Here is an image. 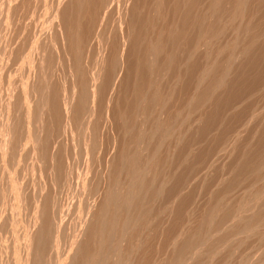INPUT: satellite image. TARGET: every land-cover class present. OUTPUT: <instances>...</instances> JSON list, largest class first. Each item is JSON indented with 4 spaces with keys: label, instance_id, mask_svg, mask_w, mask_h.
<instances>
[{
    "label": "rangeland",
    "instance_id": "obj_1",
    "mask_svg": "<svg viewBox=\"0 0 264 264\" xmlns=\"http://www.w3.org/2000/svg\"><path fill=\"white\" fill-rule=\"evenodd\" d=\"M68 1L67 0H11V1L10 0H0V46H1L0 47V63H1L0 64V87H1L0 88V124L3 126V127L0 126V128H1L0 130L2 131V132H0V151H1L0 152V157H1V159H0V174H1L0 175V193H1L0 194V197H1L0 198V260H1L0 264H31L30 261H31L32 255L34 254L35 242H36V237H37L36 232H38L37 230H40L39 227L42 226L40 224L43 222V210L47 205L50 204V211H52L57 207L58 203H59V205L61 204L60 206H63L60 208L61 210L59 209L60 206H58V209H59V211H61L63 213L62 214V216H63L62 225L63 226L61 225V227L64 230L62 228L61 229L64 231L65 234H63V232L61 230L64 239L63 238L60 239L61 240V241H59L60 243L57 242V243H59V246H60V250H58L59 256L56 255L55 250H54L55 254L51 253L53 251H50V253H48V254H52L51 255L52 258L54 256L55 260L53 258V260H54L53 262H55V263H53V264H59V263L64 264L65 262L63 261L62 257H64V255L66 256L65 252L67 253V256H68V254H70L72 252L74 253L73 249H70L68 251V248H70V247H68L69 241L71 243L72 241L79 242V241H82L83 239H85L86 231H87L86 226H88L90 224V220L92 219L90 217H93L92 213H90V212H93V210H92L93 208L95 209L94 211H96V208H98L97 206H99L101 199H102V193L101 192L103 190H104L103 192H105V189L107 190L108 186L111 183V180L113 179V176L115 174H118L119 172H120V174L117 175L118 178H120L119 181L120 182L126 181V178L124 177L125 173L123 171L121 172L118 170L119 172H116L118 169L116 163L118 165H120L119 161L122 160L121 159V153L123 154L124 152L126 153V151H127L130 154L131 152H133L134 149H133V146H128V147H131V149L130 148L128 149L126 146L127 150L124 149L125 145L128 144L127 142H128V139L130 137H129V134H127V132H124L121 129V128H125L124 127L125 125L123 124L124 121L121 122L123 120L120 117L121 113L120 114L118 113V115H117V111L119 109H117L116 106H118V108H120V110L121 109L124 110L126 105L123 103V101L126 103L125 98H127V97H128L127 99H129V98L131 99V95L129 94L130 90L129 91L127 90V92H126V89L124 87L125 82H124V84L122 83L124 80V77H123L124 76V70L126 69V64H128V62L126 60H127V58H130L129 60L131 61V57H129V55H126V54H128V52H126V54H125V51H127V50H125L126 47L124 49H121L122 54L121 53L120 54L122 55V57H120V55H119V57L122 58V62L124 61L127 63H125V66H124V62H123L124 67L122 65H121V67L117 66L116 73L120 72V70L118 68V67H120V69H122L120 74L123 78L121 76L119 77L118 74H115V77L111 76L112 78H114V80L116 79L115 81H113V80L111 81V79H110L111 77H107L106 79H104L106 77L105 75H107V73L104 70V66H102L101 62H103V64H104V58L103 57L107 58L110 55L109 47H111V46L108 47L107 46L108 44L102 43V41L106 42L105 40H103V38H101V37H104V35H102L99 32L98 34L100 36H97V33L95 32L96 28L95 29L93 28L94 32H92L93 30L88 29L87 25H85V24H89L88 20H90V19H89V17L87 18L86 16H89L90 12H88L89 13L88 14L87 12H85L82 9V10H80L81 12L79 15L81 17H85V19H88V20H84V18H82V20H81V17L79 16L80 20L82 22H83V20L86 21L85 24L82 23L81 21L79 24H80V26H83V24H84V26L87 27L86 29L89 30V33H88L89 37L87 35L85 38V34L82 33V35H81L79 33L80 37L84 36L83 39L88 38V41L85 40L86 42L84 41V43H82V41H83L82 38H80V40L82 39L80 41L81 43L78 41L80 43V45L82 46V47L79 46L80 51L82 50L81 53L83 54V52L85 53V50L87 51L84 54L87 56V59L85 58L86 60L85 59L83 60V57H81L83 55L81 54L80 55V57H81L80 61L81 62H79V63H81L80 64L81 68H82V66L84 67V68H82V70H84V72L86 70L87 74H86V72L84 73L83 71L78 73L79 69L74 68L75 64L73 62V57H72V53H71L72 50L68 49L69 44L66 42L67 36H66L65 29H64V23H63V22H65L64 21L65 17L68 16L65 19L66 21L68 18H69L68 20L71 21V17H72L71 12H69V9H68V8H70L69 5H71V3H70L71 1L70 0H68ZM127 1H125V2H127ZM132 1H134V0H132ZM132 1L130 0L129 3H131ZM135 1H137V0H135ZM116 2L117 1L114 2V6H115V4L117 6ZM204 2H206V1H204ZM227 2H229V3H227ZM231 2L232 1H230V0L229 1L224 0L225 5L222 2V7H224V9H226L227 11L225 10L226 16L223 15L222 16L223 18L220 17L219 18L220 20L216 21V29L218 28V30H219L220 29L219 27H221V29H222V30L220 29V31H219L220 32L219 37H217V38L215 37L212 40V43L209 44L210 47H207V48L204 44L202 45V42L200 40L201 44L200 45L198 44V47H197L198 51H197V48H196V50H194L195 51L194 55H193L194 57L191 60L192 61L191 64L194 63V65L196 66L194 71L190 72L189 69H188L189 72L186 71L187 70V61L185 60L186 61L185 62L183 59V62H181L182 61L181 58H183V55L185 53V49H184V45L180 44L181 42L183 43L182 40L185 41L188 38L191 39L190 37H192V35H193V32L191 33L192 28L188 27L186 30L187 32H189L192 35L187 33L186 36L187 37L189 36L188 38H186V36H185L184 38H186V39L182 38L181 41H178V42H180L179 48L182 47L181 45H183L182 50L184 51V53L182 52V50L180 53V51H178V47L174 50H171L172 48L170 46L168 47V45H165L166 48L168 47L167 49L164 48V50L166 49L165 52H167L169 50V48H171L170 51H168L167 53L169 54L170 52L176 51L175 53H176V56H178L177 57V59H178L180 57L177 54V51H178V53L182 56L180 58V62L182 64L183 63L184 64L181 66V63L179 61L178 62L176 61L177 64L176 63H174V64H176L177 67L174 65L173 66L174 68L172 67L174 70L169 69V72L166 71L165 69H164L165 70V72H164L163 68H162L161 74H160V76L162 75L161 76L162 78L160 77L161 78L160 85L161 84L162 85L159 86V89L160 90L162 89V90L159 93H161L160 98H161V95L163 96V100H162V102L164 103V105L162 103L163 109L167 105H168L167 106L168 109L165 108L163 110L162 107L158 105L157 107H155L156 110L153 109L154 113H156V111H160V109H161L160 113L162 111H165V112H162V115L160 113L159 114L157 113V114H152V116H155V117L162 116L161 118L166 120L167 117L170 115V114H168V116H167L166 113L170 112L168 110H171L170 113H173V115L176 112V114L178 115V117H176V118H178V119H176V118L174 119V121H173L174 125H172V127L173 126L174 127L173 128L171 127L172 128L171 130H175V131L171 132V130H170L172 135L169 132V134L167 136L169 139L167 137H164L165 139L166 138L167 139L166 140L164 139L165 142L162 141V143H161L162 145H160V147H158L159 153L157 152V156H155L156 160H153L154 162H156V163L158 162L157 164H159V165H157V164L156 165L159 166L160 168L158 169V167H156L157 170L154 169L156 172L159 170L157 172V174L159 173V175H157L154 170H152L154 176L152 174V171L149 174H151V176H152V181H154V182L156 181L155 182L156 184L158 182L161 190L158 188L159 186L157 184L155 187L157 189H159V192H157V194L153 193V195H155L157 197H155V196L153 197V200H152L153 202L150 200L152 198H150L148 200V201H150L148 203H151V204H148L149 206L151 205L150 208H149V206H148V208H149V210H153V211H149V212L150 213L152 212V214L154 216L152 214H149V212H148V218L147 217L145 218V224L147 227L144 230H146V231L142 230L141 231L142 233L140 232V234L138 235L139 239L135 237L136 242L133 241V239L131 240V242H132L131 246L134 247V245H135L134 250L136 249V247H137L136 250H138L140 248L139 249L140 253L138 251H136V253H138V254H135V251L133 250L134 252H132L130 254V255L133 254L132 256H134V257H132V256L129 257V259H130L129 261L131 262V264L132 263L133 264H140L141 262L143 264H168V263L170 264L171 262H168V261H173V259H174L173 258L174 248L175 249L178 248L179 244L181 246V244L183 242L181 240H184L183 238H185L186 236H187L186 239L189 238L190 236H192V234L195 233L194 231H196V232L202 231L203 228L200 230V229H198L199 227L201 228V227L207 226V225L204 226L202 221H200V219L203 220L204 217H206L205 215H207V213L210 212L213 203L216 201V198L217 199L220 198L223 201H222L221 206L219 207L220 209L218 208L215 210V211H219L220 213L214 212V213H216V216H215V214H213L214 215L213 217H215V220H214L215 223L213 222L212 225H209V227L207 226L208 228H210V230L208 229V231H209L208 233H211V234H208L209 236H208L207 240H205L203 243L198 241V243L196 242L191 247H189L188 248L189 250L188 249L186 250V253L183 254V256L186 255L185 257H183L184 258L183 261H185V264H202V263H204V264H264V249H263L264 248V219L262 221L260 219L261 222L259 221V219H258L259 222L257 221L256 218L253 219V217H255L256 214H258V216L256 215V217L259 218V214H260L259 211L262 210L263 206H264V163H263L264 162V87H263L264 86V79H263L264 78V44H263L264 43V37H263L264 36V13H263L264 12V10H263L264 9V0H262V1L261 0H252V1L251 0H244L245 3L243 4L244 5L243 9H245V10H243V12L245 11L244 13L247 15H245L243 13L242 16H238L239 18H237V17L234 18L235 20L232 19L233 17L230 18L231 13L233 12ZM129 3H124V4H126L125 8L127 7V4H129ZM201 3H203V2H201ZM204 4H206V3H204ZM24 5H25V7H24ZM114 6L112 5L113 8L112 7L111 8L113 9V11H116ZM246 6H247V8H245ZM65 7H66L67 11H66ZM100 10H102V9L100 8ZM122 10H123V8H122ZM231 10H232V12H230ZM42 11H44V12H42ZM50 11H51V13H50ZM248 11H250V12H248ZM96 12H97V10H96ZM226 12L227 13L230 12V14H228V16H227ZM27 13H28V15H27ZM123 13H125V10H123ZM116 14H117V12H116ZM169 14L170 13L167 14L168 16L162 15L165 18L169 17L167 19H165L161 16L162 18H160V19H164V21H165L164 22L163 20H159L160 22H163V23H161V25H163V24L167 25L168 24L167 26H170L173 28L177 27L176 20L178 22V19H175V25H176L175 26L174 21H172L173 24L171 22L173 17L170 14L172 17L171 18L169 16ZM31 15H32V17H31ZM119 15H117L115 17L118 18ZM57 18H59V19H57ZM116 18H114L116 20V21L114 20L116 22L115 23L117 26L116 28H118V27L120 28V26L117 25L118 21ZM52 19H54V20H52ZM168 19L170 20L171 24L174 26H171L170 22H168V21H167L168 23H166V20H168ZM17 20H18V22H17ZM208 21L209 20H207V22ZM246 22L250 23L251 28L249 26L248 27L249 29L247 28V30L249 31L252 29V32L250 31L251 33L244 31V27H245ZM34 23H35V25H34ZM81 23H82V25H81ZM179 23L180 22H178V24ZM159 24L160 23H158V25ZM211 24H213V23H211ZM229 24H231V25H229ZM217 25H219V27H217ZM57 27H59V28H57ZM102 27L104 28V26L103 25L101 26V29L103 30ZM178 27L175 29H178ZM240 27H242V28L240 29ZM256 27H258V28H256ZM34 28H35V30H34ZM77 28H78V30L81 28V30H79V32H81L83 29L82 27H79V26ZM173 28H171L172 31H174ZM214 28H215V26H214ZM58 30H59V32H58ZM102 30H100V31L102 32ZM117 31L119 32V29H117ZM82 32H85L87 34V31L84 29ZM238 32H239V34H238ZM92 33H93L92 38H93V36L95 37L93 40L90 36ZM122 33H123V31H122ZM246 35H248V36H246ZM110 36H112V33ZM254 36H255L256 40H255ZM65 37H66V39H65ZM96 37H100V39L98 38L99 41H97ZM237 37H239V38H238V40H236V44H235L234 40L237 39ZM89 38H91L90 42H91V40L93 41V42H91L92 44L89 43ZM251 39H253V41H251ZM217 40H218V42H217ZM96 41H97V43L99 42L98 45L96 44ZM100 41H101L103 46L101 45ZM108 42H109V40H108ZM231 42H232L231 45L233 47L227 45L228 43L230 44ZM248 42H249V45H250V42L251 43L255 42L253 44L254 46H252V44H251V48L254 47L252 50L250 49V51H249L251 54L245 52L246 51L245 48H247L249 46V45H247ZM79 43L77 45H79ZM41 44H43V45H41ZM50 44H52V46ZM213 44L216 46H214ZM244 44H246L247 47H246V45L244 46ZM86 45L91 46V47L88 46V49H91L92 51L88 50ZM104 45L106 46V49L102 50L103 47L105 48ZM224 45H226V47H224L225 49L222 47ZM54 46H56V47H54ZM217 47L223 48V49L222 50L216 49ZM227 47H229L230 49L233 48L231 50L234 52V55H232L233 54L232 51H231V53L229 52L230 49H228V51L226 50ZM242 47L244 48V51H243ZM189 48H191V46ZM31 49H32V51H31ZM99 49L102 51H100ZM107 49H109V50H107ZM215 49L219 50V52H222L220 54V56L218 55L219 54L218 51H217L218 52L217 54H216V52H214ZM121 50H120V52H121ZM95 51L96 52L99 51V53H96ZM104 51H106V53H104ZM207 51H209V52H207ZM92 52H93V54H92ZM162 52H164V51H162ZM165 52H164V54L162 53L159 56L160 57V59H159L160 63L163 62V60L165 58L164 56H167V55H165ZM228 52L231 54L230 55L231 58L229 60H231V61L233 60V61H232V64L230 63L231 61L229 62L230 63V65H229L230 69L228 67V72H227V75L224 79L225 83L223 85L219 86L217 89H215V92L211 96H209L210 100L208 98H206L204 100V102L203 101L200 102V105L198 103L197 105H199V107L198 106L195 107L193 104H189V105L190 106L193 105L194 108L188 107L189 106L187 104L188 99L189 100L191 99L190 97H192L191 96L192 93L195 94V91L192 89H193V86L196 84V81L193 80V79H195V74H192V73L193 72L195 73V71L197 69L196 74L198 75L197 72H199L198 70H200L201 66L202 67L205 66L204 64H207L208 61L212 60V59L208 60L206 58L210 57L211 55L213 57L214 54H215L214 55L215 57H213L214 59L216 57L218 58V56H219L218 59L216 58L217 63L218 62L219 63L226 62V60H228V59H226L225 56H227V58L230 57L229 55H227ZM243 52H245V53H243ZM107 53H109V54H107ZM200 53H202V54L200 55ZM241 53H243L244 55ZM87 54L88 55L91 54L92 56L90 57ZM123 54L126 55L127 57H125ZM206 54H208V56H206ZM61 55H62V57H61ZM96 55L97 56L99 55L97 58L100 62L95 57ZM196 55H197V57L195 58ZM124 57L126 58V60ZM162 57H164L163 60H162ZM184 57H185V55H184ZM101 58H103L102 61H101ZM123 58H124V60H123ZM90 59H92V60H90ZM96 60H97V62H96ZM221 60H225V61H221ZM86 61L87 62L89 61L87 63V65L90 63L97 65V63H98L97 66L99 68H97V66L94 65L93 67L97 69V70L96 69L94 70L91 66H89V67L86 66ZM91 61H94V62H91ZM206 61H207V63H206ZM84 62H85V64L83 65L82 63H84ZM39 63L42 65V67ZM257 64H259V65H257ZM160 65H159V67H160ZM184 65H185V67H183ZM199 65H201V66H199ZM252 65H253V67H252ZM197 66H199V67H197ZM81 68H80V70H81ZM89 68H90V70L91 69L93 70V71L91 70V72H93L92 74H94L95 76L97 73L96 72L94 73V71H98L99 73L97 74L96 77L94 76L95 79L93 76L91 77L92 82H90V83H94V87L89 86V87H91V92H90V96H89V106H91V107L87 106V108L90 109V111L92 112V115H91V119L86 120V123H84V126H83L84 130H85L84 131L83 129L74 128L75 127L73 125L74 123H72L71 121H73L72 115L74 116V112H72L75 109L74 104H76L77 103L76 100H78L75 93L77 92L76 90L79 88V84H80L79 80L82 78V76L84 74L87 77H90L92 75L90 70L87 71V69H89ZM179 68L183 69L184 71L179 70ZM46 69H48V70H46ZM101 69H103L102 70L103 72H101L103 74H101L99 71ZM175 70H176V73L180 76H177V74L175 73ZM177 70H179V72ZM191 70H193V69H191ZM162 71L164 73H166V72L167 73L162 74ZM172 71H174V72H172ZM185 71L188 74L191 73L192 75H194L191 77L189 75L188 81H186L188 74L185 73ZM74 72H75V75H74ZM88 72H90L91 75H89ZM217 72H218L217 70H216V72H211V74L208 75L209 78L207 76L206 77L207 79L205 78V80H203V82H202L203 88L208 86L207 85L208 83L210 84L211 79H212V78H210V76L212 75V77H213L215 74H217ZM60 73H61V75H60ZM172 73H173V75H172ZM43 75H44V77H42ZM79 75H80V78H79ZM14 76L17 77L18 79L15 78ZM179 77H182V78H179ZM73 78H75V79H73ZM96 78L97 79L101 78V79L97 80ZM76 79L78 80V84L76 85V87H74L76 82H77ZM88 79H90V78H87V80ZM103 79L107 80V81L104 82ZM108 79H110V80H108ZM180 79H181V81H180ZM237 79H238V81H237ZM189 80L191 82H189ZM108 81L109 82L111 81V83L107 84ZM130 81H133V77L130 79ZM193 82H195V83H193ZM229 82H232V83H229ZM120 83H122V85ZM166 83H167V85H166ZM110 84H111V86H110ZM184 84H186V86L189 84L188 85L189 87H187L188 89L185 87L187 90H185V88L183 89V87L185 86ZM192 84H194V85L192 86ZM47 85L49 88L46 87ZM97 85L98 86L100 85V86L98 87ZM101 85L106 86V87H103ZM231 85H232V87H231ZM77 86H78V88H77ZM33 87H34V89H33ZM191 87H192V89H191ZM109 88H110V90H109ZM194 88H195V86H194ZM65 89H67V90H65ZM72 89H73V91H72ZM106 89L108 90V92ZM188 90H189V92H188ZM70 91H71V94H70ZM120 91H122V92H120ZM64 92L66 95L62 94ZM72 92L73 93L75 92L74 98H72L74 96L72 94ZM20 93H21V95H20ZM52 93L54 95L56 94V97L57 96H59V97L56 99V97L53 96ZM57 93L59 95H57ZM121 93L123 95L126 94V95H124L125 98H123ZM41 94H42V96H41ZM127 94H128V96H127ZM235 94H237V95H235ZM47 95H48V97H47ZM67 95H68V97H67ZM96 95H98V96H96ZM3 98H5V99H3ZM54 98H55V101H51V100H54ZM186 98H187V100H185ZM59 99H61V100H59ZM68 99H70V100H68ZM119 99H121V101ZM122 99H124V100L122 101ZM165 99L168 101H166ZM216 99L218 100V102ZM56 100H58L57 102L59 103V105H57L56 107L58 108L59 106H62V114L63 115L60 114V116L62 117L63 121L66 122V123H64L63 121H61V126H60L61 131L60 132H59L60 128H58L59 129V130H57L58 132H56V130H55V129H57V126H58V123H57V125L55 123L56 122V120H55L56 114H54V112H53V108H54V110L57 109V108H55V104L57 103ZM71 100H72V102H71ZM68 101H69V103L67 104ZM53 103H54V106L52 107ZM166 103H169V104H166ZM121 104H123V105H121ZM212 104H213V106H212ZM170 105H171V107H170ZM252 105H254V106H252ZM235 106H236V108H235ZM115 107H116V111L114 109ZM159 107H161V108H159ZM169 107H170V109H169ZM65 108H66V110H65ZM67 108H68V110H67ZM255 108H256V111H255ZM59 109L61 112V107H59L57 111H59ZM14 110H15V112H14ZM97 110L101 111V112H97ZM166 110H167V112H166ZM232 110H234V111H232ZM191 111H193V112H191ZM60 112H58V113H60ZM113 112L114 113L116 112L115 113L116 116H113V114H114ZM51 113H53V114H51ZM152 113H153V111H152ZM191 113H194V114H191ZM95 114L96 115L98 114V115L96 116ZM141 114L142 115L140 117L138 114V117H136L135 119H138V118L145 116V114H143V113H141ZM37 115H39V116H37ZM105 115L107 117H105ZM164 115L166 118H164ZM211 115H212V117H211ZM229 115H231V116H229ZM23 116H25V119ZM64 116H65L66 120L64 119ZM102 117H104V118H102ZM117 117L119 119L118 121H117ZM34 118H35V120H34ZM143 118H145V117H143ZM180 118H182L183 120ZM36 119H37V121H36ZM47 119H49V120H47ZM145 119L148 121L150 118H148V119L145 118ZM143 120L144 119H142V121L138 119L136 121H140V122H137L138 125H140L139 123H141V122L145 123V120L144 121ZM51 121H52V123H51ZM87 121L89 122L88 124H87ZM47 122H49L51 125H49V123L47 124ZM90 122H91V124H90ZM115 122L116 123L119 122L120 125L123 124V126L122 125L121 126L116 125ZM148 122H147V124L146 123L145 124L141 123V124H142V126H145L148 129V126H149ZM176 122H178V123H176ZM70 123L72 126H70ZM92 123L96 124V125H93ZM119 123H117V124H119ZM149 123L151 124L152 121L150 120ZM175 124H176V126H175ZM187 124H189V125H187ZM92 125H93V127H92ZM72 127H73L74 131H72ZM86 127L88 128V130L86 129ZM90 127H92L94 131L97 129L95 132L96 135H95V133H93V131L91 130L92 128H90ZM94 127H96V128L94 129ZM152 127L153 126L151 124L150 128L153 130V132L149 131L150 128L148 130L146 128H143V130L144 129L147 130V132L149 134L147 133L148 137L146 136V138L149 140V137H150L152 144L154 145V147H156V145L158 144V141L155 142V140L160 139L161 133L159 132L160 133L159 134L157 131L155 133L154 129ZM105 128H106V130H105ZM118 129L122 130L123 131L122 133H124V136L126 135L127 137L120 135L122 133L120 131H118ZM41 130H42V132H41ZM50 131L52 132V135H51ZM88 131H90V132L87 133ZM106 131H108V132H106ZM12 132H13V135H12ZM173 132L174 133L176 132V133L174 134ZM198 132H199V134L200 133L201 134L199 135ZM23 133H24V135H23ZM57 133L58 134L61 133L60 134L61 136L58 135ZM66 133H67V135H66ZM91 133H93L96 137L94 135H92ZM150 133H154L153 134L154 136ZM55 134H57V135L55 136ZM62 134H63V137H62ZM149 135H151V136H149ZM169 135H171V137ZM66 136H68V137H66ZM93 136L95 138H92ZM150 140H149V143H147V145L149 144L148 145L149 147L151 145ZM124 141H126V142H124ZM178 141H179V143H178ZM25 142H27V143H25ZM50 143H51V145H50ZM1 144H3V145H1ZM153 145H152V151H154ZM142 146L144 147V144ZM142 146H141V150L144 151V152L142 151V153H144V154L142 155L141 160L143 158V160L145 161L146 157L148 158V155L149 156L152 155V151H151V147L149 148L148 146H145V148H144L145 150H144V149H142L143 148ZM261 147H262V149H261ZM147 148L149 149L148 151L146 150ZM23 149H24V152H23ZM118 150H120V151H118ZM245 152H246V154H245ZM128 153H126V155ZM200 154H202V155H200ZM119 155H120V157H119ZM6 157H7V159H6ZM144 157H145V159H144ZM160 157H161V159H160ZM255 157H256V159H254ZM262 158H263V160H262ZM40 159H41V161H40ZM163 159H164V161H163ZM62 160H63V162H60ZM112 160H113V162H112ZM166 160H168V161H166ZM54 161L56 162L55 165H57L58 168L63 167L62 168L63 170L61 169V171H62V175H64V176H61L60 172L57 169V166L54 165ZM57 161L60 162L59 163L60 165L57 164ZM249 162L250 163L253 162V163H251L252 165H256L257 164L256 162H258V163L262 162L261 163L262 167L260 166V169H259V171L262 174L259 171L256 172L257 174L252 172L251 169L246 166ZM163 163L165 164V166H162V165H164ZM193 163H196V164H193ZM250 163H249V165H251ZM62 164L63 165L65 164V165L63 166ZM243 164H244V166H243ZM65 166L67 168H64ZM101 166L102 167L104 166V167L102 168ZM55 167H56L57 171L54 170ZM91 168L95 171H93ZM109 168H111V169H109ZM115 168H117V169H115ZM240 169H241V171H240ZM189 170H191V171H189ZM113 171H115L114 175H113ZM160 172H161L162 176L160 175ZM58 173L60 174V176L58 175ZM70 173H72L73 175L71 176ZM65 174L66 175L68 174V176H71L72 178L69 177V180L66 179V178H68V176H65ZM79 174H80V176H79ZM149 174L147 176H149ZM55 175H56V177H55ZM102 175H104V176H102ZM155 175H157V176H155ZM57 176H59V177H57ZM151 176L148 177L149 178L148 180H150ZM248 176H250V177H248ZM157 177H158V179H157ZM58 178H59V180L62 179L61 181H63V182L57 180V182L58 181L60 182V184H59V182L57 184V182L54 181V179H58ZM153 178H156V180H153ZM177 178H178V180H176ZM182 178H183V180H182ZM82 179L86 182H84ZM96 179H97V181H98V179L101 180L100 182H102V185H101L102 187L100 186V182H98V183H97V181L95 182ZM121 179L122 180L124 179V181H122ZM184 179H185V181H184ZM180 180H182V181H180ZM229 180H230V182H229ZM53 181L56 182L57 185L54 184ZM64 181H66L65 182L66 185L64 184L65 186L62 184V183H64ZM68 181L71 183V184H69V186H71V187H68V183H69ZM151 182H150V184L153 185ZM12 183L15 186L12 185ZM96 183H97V185H96ZM51 184L53 187L51 186ZM80 184H82V185H80ZM93 184L96 185L99 189L101 188L102 191L97 189L98 191L95 194L96 197L94 196L95 201L94 200L92 201L93 202V207H91L92 211L90 210V212H89L90 214H88V215L86 214V216H85L83 213L85 211L82 212L81 209H79V208H81L85 204V200H86L85 198H87L85 196H87L86 195L88 193L87 191H90L91 187L94 186ZM58 185L60 186L59 188L57 187ZM17 186H19V187H17ZM163 186L165 189L161 188ZM55 187H56V189H55ZM84 187L86 189L88 188L89 190L84 191V189H85ZM152 187H154V186H152ZM155 187H154V190L156 189ZM259 187H261V188L259 189ZM60 188H62V190H60ZM160 191H161V193H160ZM98 192H100V193H98ZM218 192H219V194H218ZM260 193H261V195H260ZM21 194H23V195H21ZM54 194H55V196H54ZM228 195H229V197H227ZM50 197H51V199H53V201L56 197L55 200H57V202L58 201L59 202L56 203V201H55L54 204L56 203V205H54L53 201L49 202ZM163 198H164V200H163ZM35 199H37V200H35ZM65 199L67 200V202H64ZM43 200H44V202H46V203L49 202V203L45 204L43 202ZM2 202H3V204H2ZM41 202H43L46 206ZM51 202L53 204L52 208H51V205H52ZM63 202L65 204H63ZM242 202H243V204H242ZM246 202H248V203H246ZM18 203H19V205H18ZM20 205H21V207H20ZM233 205H235V206H233ZM39 206H41V207H39ZM65 206H67V207H65ZM152 206H154V207H152ZM53 207H54V209H53ZM41 208H43V209H41ZM47 208L49 209V206H47ZM62 208H63V210H62ZM151 208H154V209H151ZM58 209H57V211H58ZM159 209L160 210L164 209V210L159 212L158 211ZM11 210H12V212H11ZM39 211H41V213H42L41 218H40V212ZM37 212L39 214H37ZM155 212L156 213L157 212L162 213L164 216L162 214H161L162 215L161 216L159 213H157L155 215L154 214ZM180 212H182V213H180ZM14 214H15V216H14ZM252 215H253V217H252ZM149 216L153 219L155 218L156 220L154 221ZM156 216L158 218H156ZM250 216L252 218H250ZM86 217L87 218L89 217L90 219L89 218L87 219ZM161 217H163V219ZM149 218H150V220H149ZM222 218H223V220H222ZM147 219H148V222L150 223L151 226L148 225L149 223L146 221ZM182 219H183V221H182ZM249 219L252 221L251 222L252 224H250L249 226H251V227L253 226V227L251 228L248 226V227H244V229H243L242 225ZM152 220H153V222H151ZM218 220H220V221H218ZM256 221H257L258 225L256 224ZM196 223H197V225H196ZM217 223H218V225H217ZM200 224L203 226H201ZM215 224H216V226H215ZM211 226H212V228H211ZM238 226H239V228H238ZM259 226H260V228H259ZM84 227H85V229H84ZM76 228L78 229V232L72 233V232H74V230ZM246 228L247 229L250 228L251 230L248 229L249 230L248 231ZM77 229L75 230V232L77 231ZM84 230H86V231H84ZM204 230L207 231V229L204 228L202 232H204ZM52 231H53V229H52ZM157 231H158V233H157ZM27 233H28V235H27ZM71 233H72V235L76 234L78 241H76L77 239L75 236L71 237ZM34 235H36L35 239H34ZM181 235L183 237H181ZM179 236L182 239H180ZM70 237H71V240H70ZM73 238H74V240H73ZM140 238H142V241L144 240L143 241L144 243H142V241H139V240H141ZM67 239H69V240H67ZM8 241H10V242H8ZM140 242H141V244H140ZM179 242H181V243H179ZM133 243H137L138 245L133 244ZM26 245H28V246H26ZM63 245H65V246H63ZM139 245H141L142 247H139ZM176 245H177V247H176ZM29 248H30V250H29ZM209 248H211V249H209ZM31 249H33V250H31ZM195 250L197 251V253ZM48 254H47V256L49 257L50 255H48ZM141 254H143V255H141ZM16 256H18V257H16ZM60 256L62 258L61 260L59 258ZM70 256H71V254H70ZM52 258H50V259L52 260ZM171 258H173V259H171ZM57 259L59 262L57 261ZM183 264H184V262H183Z\"/></svg>",
    "mask_w": 264,
    "mask_h": 264
},
{
    "label": "bare ground",
    "instance_id": "obj_2",
    "mask_svg": "<svg viewBox=\"0 0 264 264\" xmlns=\"http://www.w3.org/2000/svg\"><path fill=\"white\" fill-rule=\"evenodd\" d=\"M11 1V0H10ZM68 1V0H67ZM71 2V5H69L70 6V8H68L69 9V12H71V21H69L68 19H67V21L65 20L67 17H65V19H64V21L65 22H63L64 23V29H65V32H66V36H67V43L69 44L68 46H69V48L68 49H70V50H72V57H73V62H74V64H75V67L74 68H78L79 70H80V68H81V66H80V64L81 63H79V62H81L80 61V59H81V57H83V60L86 58L87 59V56L86 55H84L87 51L85 50V53L83 52V54L81 53L82 52V50L80 51V47L79 46H81L80 45V41L84 38V36L83 37H80V34L82 35V33L83 34H85V38H86V36L88 35V33H89V30H93V28L95 29V32L97 33V36H100L98 33L100 32L102 35H104V37H101V38H103V40H105L106 42H104V41H102V43H105V44H108L107 46L109 47V46H111V47H109V49H107V50H109V52H110V55L106 58V57H103L104 58V64H103V62H101V64H102V66H104V70L106 71V73H107V75H105L106 77L104 78V79H106L107 77H115V74H118L119 75V77L121 76V74H120V72H121V70L122 69H120V67H121V65L123 66V62H122V58H120V57H122V50L121 49H124L125 47H126V49L125 50H127V51H125V54H126V52H128V54H126V55H129V57H131V61L129 60L130 58H127V60H126V58L125 57H127L126 55H124L125 57V60L128 62V64H126V69L124 70V80H123V84H124V82H125V85H124V87H125V89H126V92H127V90L129 91L130 90V95H131V99L129 98V99H127L128 97V94H127V98H125V96L124 95H126V94H122V96H123V98H125V100H126V103L123 101L124 99H122V101H123V103L126 105V107H125V109L124 110H120V108H118V106H116L117 107V109H119L118 111H117V115H118V113L120 114V117L123 119H121L122 121L121 122H123V124L125 125L124 127L125 128H121L124 132H127V134H129V139H128V144L127 145H125V147H124V149L125 150H127V148L129 149H131V147H128V146H133V152H131L130 154L126 151V153H128L127 155H126V153L124 154H122L121 152V159L122 160H120L119 161V163H120V165H118L117 163H116V165H117V167H118V169L117 168H115V169H117V171L116 172H119V171H123L124 173H125V175H124V177L126 178V181L125 182H120L119 180H120V178H118V174H120V172L118 173V174H115L114 172L115 171H113V179L111 180V183H110V185L108 186V188H107V190L105 189V192H103L102 190H101V188L99 189L96 185H97V183L98 182H100L101 180H99L98 179V181H97V179L95 180V182L97 181V183H96V185H94V186H90L91 187V190L90 191H87V190H89L88 188L86 189L85 187V189H84V191H87L85 194L87 195V196H85V197H87V198H85L86 200H85V204L81 207V208H79V209H81V211L83 212V211H85V212H83L84 213V215L86 216V214L88 215V214H90V213H92V216L93 217H90V218H92L91 220H90V224L88 225V226H86V230H84V231H86V237H85V239H83L82 241H79V242H75V241H72L71 243H70V241H69V246L68 247H70V248H68V251L70 250V249H73V251H74V253L72 252V253H70L71 254V256H70V254H68V256H67V253L65 252V254H66V256L64 255V257H62L63 258V261L65 262L64 264H131V262L129 261L130 259H129V257L130 256H132V255H130L132 252H134L135 251V254H138V253H136V251H138L139 252V247H142L141 245H139V249L138 250H136L137 249V247H136V249L134 250V247H135V245H134V247L133 246H131L132 244V242H131V240L133 239V241H135L136 242V239H135V237L136 238H138V235L140 234V232L142 231V230H144V229H146V224H145V218L147 217L148 218V212L149 211H153V210H149V208H150V206L148 205V204H151V203H148V202H150V201H148L150 198H152V199H150L151 201L153 200V197L155 196V195H153V193L155 194H157V192H159V189H160V186H159V184H158V182H157V184H158V188L159 189H157L155 186L157 185L154 181H152V176H151V174H149L152 170H157L156 169V167H158V169L160 168L159 166H157V165H159V164H157L156 162H154L153 160H156L155 159V156H157V152H158V147H160V145H162L161 143H162V141H164V137H167L168 136V134H169V132H170V130L174 127H172V125H174V123H173V121H174V119L176 118V117H178V115L176 114V112L174 113V115H173V113H170L171 112V110H168V111H170V112H168V113H166L167 114V116H168V114H170L168 117H167V119L165 120V119H162L161 117L162 116H160V117H155V116H152V114H159L160 113V111H161V109H160V111H156V113H154V110H156V108L155 107H157L158 105L159 106H161L162 107V100H163V96L161 95V98H160V94L161 93H159L161 90L159 89V86H161L160 85V82H161V76H160V74H161V70H162V68H163V71L165 72V70L166 71H168L169 72V69L170 70H174L173 68V66L175 65L176 67H177V63H176V61L178 62H180V58L182 57L179 53H178V51H180V53H181V50H182V47H183V45H184V49H185V53H184V51L182 50V52L184 53V55H185V57H184V55H183V58H181V62H183V59H184V61L186 60L187 61V70L186 71H188V69H189V71L191 72V71H194V69L196 68V66L194 65V63L193 64H191L192 63V59H193V55H194V50H196V48L198 47V44L200 45L201 43H200V40H201V42H202V45L204 44L205 46H206V48L207 47H210V45L209 44H211L212 43V40L216 37H219V34H220V29H221V27H219V25H217V27H219L220 29L218 30V28L216 29V21L217 20H220L219 18L221 17V18H223L222 16L223 15H225L226 16V14H225V10L226 9H224V7H222V2H223V4H224V0H137V1H132L131 3H129V1L130 0H70ZM115 1H117L116 3H117V6H116V4H115V6H114V2ZM125 1H127V2H125ZM204 1H206V2H204ZM225 1H227V0H225ZM229 1V0H228ZM230 1H232L231 3H232V10H233V12H232V10L230 11V12H232L231 13V15H230V18L231 17H233L232 19H234V18H239L238 16H242L243 15V13L245 12H243V10H245V9H243V7H244V0H230ZM252 1V0H251ZM262 1V0H261ZM19 2V1H18ZM21 2V1H20ZM56 2V1H55ZM69 2V1H68ZM143 2V3H142ZM201 2H203V3H201ZM51 3V2H50ZM124 3H129V4H127V7L125 8V6H126V4H124ZM204 3H206V4H204ZM226 3V2H225ZM227 3H229V2H227ZM247 3V2H246ZM58 4V3H57ZM61 4V3H60ZM65 4V3H64ZM140 4V5H139ZM53 5V4H52ZM68 5V4H67ZM112 5L115 7V9H116V11H113V7H112ZM225 5V4H224ZM223 5V6H224ZM247 5V4H246ZM58 6V5H57ZM65 6V5H64ZM63 6V7H64ZM124 6V7H123ZM24 7H25V5H24ZM55 7V6H54ZM112 7V8H111ZM228 7V6H227ZM257 7V6H256ZM261 7V6H260ZM21 8V7H20ZM100 8L102 9V10H100ZM122 8H123V10H125V13H123V10H122ZM226 8V7H225ZM245 8H247V6L245 7ZM253 8V7H252ZM29 9V8H28ZM64 9V8H63ZM65 9H66V7H65ZM84 10L85 12H90V15L89 16H86L87 18L89 17V19L90 20H88V19H85V17H81L79 14H80V10ZM42 10V9H41ZM49 10V9H48ZM96 10H97V12H96ZM122 10V11H121ZM127 10V11H126ZM264 10V9H263ZM34 11V10H33ZM55 11V10H54ZM58 11V10H57ZM66 11H67V9H66ZM100 11V12H99ZM102 11V12H101ZM227 11V10H226ZM42 12H44V11H42ZM115 12V13H114ZM116 12H117V14H116ZM230 12L229 13H227V16H228V14H230ZM248 12H250V11H248ZM32 13V12H31ZM47 13V12H46ZM50 13H51V11H50ZM55 13V12H54ZM53 13V14H54ZM57 13V12H56ZM60 13V12H59ZM86 13V14H87ZM168 13H170L171 15H172V17H171V15L169 14V16L172 18V20H171V22L172 21H174V25H175V19H178V22H180L179 24H178V22H177V20H176V24H177V27H178V29H175V28H177V27H175V28H173V27H170V26H167L166 24H163V25H161V23H163V22H160L159 20H163L164 21V19H160V18H162L163 16L162 15H166V16H168L167 14ZM247 13V12H246ZM264 13V12H263ZM35 14V13H34ZM52 14V15H53ZM89 14V13H88ZM87 14V15H88ZM116 14V15H115ZM120 14V15H119ZM245 14V13H244ZM258 14V13H257ZM23 15V14H22ZM27 15H28V13H27ZM57 15V14H56ZM66 15V14H65ZM64 15V16H65ZM117 16V15H119L118 16V18H116L115 16ZM245 15H247V14H245ZM249 15V14H248ZM260 15V14H259ZM35 16V15H34ZM81 17V20H82V18H84V20H88L89 21V24H85L86 23V21H84L83 20V22L80 20V17ZM162 16V17H161ZM255 16V15H254ZM261 16V15H260ZM6 17V16H5ZM31 17H32V15H31ZM60 17V16H59ZM62 17V16H61ZM177 17V18H176ZM253 17V16H252ZM251 17V18H252ZM263 17V16H262ZM3 18V17H2ZM1 18V19H2ZM20 18V17H19ZM42 18V17H41ZM47 18V17H46ZM114 18H116L117 19V21H118V23H117V25L118 26H120V28L118 27V28H116L117 26H116V20L114 19ZM163 18H165V17H163ZM167 18H169V17H166L165 19H167ZM13 19V18H12ZM57 19H59V18H57ZM174 19V20H173ZM229 19V18H228ZM248 19V18H247ZM16 20V19H15ZM33 20V19H32ZM45 20V19H44ZM52 20H54V19H52ZM115 20V21H114ZM207 20H209L208 22H207ZM227 20V19H226ZM235 20V19H234ZM242 20V19H241ZM13 21V20H12ZM22 21V20H21ZM20 21V22H21ZM42 21V20H41ZM63 21V20H62ZM80 21L82 22V23H84L85 25H87V27H88V29L89 30H87L86 28V26H84V24H83V26H80ZM170 22V20L168 19V20H166V23H168V22ZM244 21V20H243ZM242 21V22H243ZM254 21V20H253ZM17 22H18V20H17ZM51 22V21H50ZM120 22V23H119ZM165 22V21H164ZM171 22H170V24H171ZM222 22V21H221ZM225 22V21H224ZM223 22V23H224ZM257 22V21H256ZM59 23V22H58ZM82 23H81V25H82ZM158 23H160L159 25H158ZM211 23H213V24H211ZM218 23V22H217ZM25 24V23H24ZM49 24V23H48ZM52 24V23H51ZM120 24V25H119ZM172 24H173V22H172ZM171 24V26H174V25H172ZM215 24V25H214ZM21 25V24H20ZM30 25V24H29ZM34 25H35V23H34ZM61 25V24H60ZM89 25V26H88ZM104 26V28H103V30L101 29V26ZM226 25V24H225ZM228 25V24H227ZM229 25H231V24H229ZM233 25V24H232ZM244 25V24H243ZM258 25V24H257ZM2 26V25H1ZM82 27L84 30H86L87 31V34L85 33V32H82L83 31V29H82V31L81 32H79V30H81V28L78 30V28L77 27ZM176 26V25H175ZM214 26H215V28H214ZM250 26V23L249 22H246V24H245V27H244V31L246 32H252V29L251 30H247V28ZM19 27V26H18ZM62 27V26H61ZM192 28L191 29V33L193 32V35L192 34H190L189 32H187L186 30H187V28ZM30 28V27H29ZM53 28V27H52ZM57 28H59V27H57ZM171 28H173L174 29V31H172L171 30ZM242 27H240V29H241ZM250 28H251V26H250ZM256 28H258V27H256ZM16 29V28H15ZM24 29V28H23ZM117 29H119V32L117 31ZM249 29V28H248ZM34 30H35V28H34ZM78 30V31H77ZM100 30H102V32L100 31ZM222 30V29H221ZM13 31V30H12ZM122 31H123V33H122ZM232 31V30H231ZM237 31V30H236ZM243 31V30H242ZM19 32V31H18ZM26 32V31H25ZM58 32H59V30H58ZM91 32V31H90ZM92 32H94V30L92 31ZM222 32V31H221ZM250 32V33H251ZM256 32V31H255ZM254 32V33H255ZM80 33V34H79ZM111 33H112V36H110L111 35ZM156 33V34H155ZM187 33H189L190 35H192V37H190L191 39H189L187 36H186V34ZM242 33V32H241ZM58 34V33H57ZM62 34V33H61ZM238 34H239V32H238ZM245 34V33H244ZM247 34V33H246ZM257 34V33H256ZM27 35V34H26ZM65 35V34H64ZM92 35H93V33L90 35L91 36V38H92ZM95 35V34H94ZM184 35V36H183ZM251 35V34H250ZM260 35V34H259ZM5 36V35H4ZM14 36V35H13ZM33 36V35H32ZM42 36V35H41ZM63 36V35H62ZM96 36V35H95ZM155 36V37H154ZM186 36V38H188V39H186V38H184ZM238 36V35H237ZM246 36H248V35H246ZM253 36V35H252ZM262 36V35H261ZM88 37H89V35H88ZM111 37V38H110ZM241 37V36H240ZM264 37V36H263ZM80 38H82L81 40H80ZM91 38H89V43H91V42H93L92 40L95 38L94 36H93V38H92V40H91V42H90V39ZM97 38V41H99V39H100V37H96ZM99 38V39H98ZM110 38V39H109ZM182 38L183 39H186L185 41L184 40H182ZM224 38V37H223ZM236 38V37H235ZM238 38L239 37H237V39H235L234 41H235V44H236V40H238ZM254 38H255V36H254ZM15 39V38H14ZM47 39V38H46ZM64 39V38H63ZM65 39H66V37H65ZM246 39V38H245ZM7 40V39H6ZM36 40V39H35ZM61 40V39H60ZM85 40H87L88 41V38L87 39H83V41H82V43H84V41ZM108 40H109V42H108ZM183 41V43L181 42H178V41ZM255 40H256V38H255ZM254 40V41H255ZM23 41V40H22ZM46 41V40H45ZM80 43H79V42ZM97 41H96V44L98 45V43H97ZM223 41V40H222ZM228 41V40H227ZM251 41H253V39H251ZM24 42V41H23ZM86 42V41H85ZM217 42H218V40H217ZM233 42V41H232ZM232 42L229 44H227V45H229V46H232L231 44H232ZM256 42V41H255ZM254 42V43H255ZM260 42V41H259ZM11 43V42H10ZM32 43V42H31ZM56 43V42H55ZM79 43V45H77ZM100 43H101V41H100ZM102 43H101V45H102ZM179 43L180 44H183V45H181L182 47H180L179 48ZM239 43V42H238ZM237 43V44H238ZM254 43H251L250 42V45H249V42H248V44L247 45H249L248 47H247V45L246 44H244V46L246 45V47L247 48H245L246 49V53H250L249 51H250V49L252 50L253 48H251V44H252V46H254L253 44ZM62 44V43H61ZM92 44V43H91ZM110 44V45H109ZM264 44V43H263ZM33 45V44H32ZM41 45H43V44H41ZM51 46H52V44H50ZM54 45V44H53ZM165 45H168V47L170 46L171 48H169V50L168 51H170V49L171 50H174V49H176L177 47H178V51H177V54L180 56L178 59H177V57L178 56H176V51L175 52H170L169 54L167 53V52H165V50L168 48H166L165 47ZM201 45V46H202ZM214 45V44H213ZM221 45V44H220ZM262 45V44H261ZM19 46V45H18ZM66 46V45H65ZM67 46V47H68ZM87 46V45H86ZM89 46V45H88ZM88 46H87V49H88ZM96 46V45H95ZM103 46V45H102ZM105 46V45H104ZM191 46V48H189V47ZM204 46V47H205ZM214 46H216V45H214ZM237 46V45H236ZM258 46V45H257ZM1 47V46H0ZM5 47V46H4ZM40 47V46H39ZM48 47V46H47ZM54 47H56V46H54ZM60 47V46H59ZM66 47V48H67ZM82 47V46H81ZM89 47H91V46H89ZM93 47V46H92ZM97 47V46H96ZM99 47V46H98ZM107 47V48H108ZM220 47V46H219ZM219 47H217L216 49H223L224 47H226V45H224V46H222L223 48H219ZM233 47V46H232ZM250 47V48H249ZM86 48V47H85ZM102 48V47H101ZM104 48V47H103ZM102 48V50H105L106 49V46H105V48L103 49ZM164 48H166L165 50H164ZM201 48V47H200ZM203 48V47H202ZM236 48V47H235ZM243 48V47H242ZM241 48V49H242ZM3 49V48H2ZM27 49V48H26ZM65 49V48H64ZM67 49V50H68ZM210 49V48H209ZM214 50V52H216V54L219 52V50ZM225 49V48H224ZM228 49H230L229 47H227L226 48V50L228 51ZM231 49H233V48H231ZM229 50V52L231 53V51L232 50ZM240 49V50H241ZM25 50V49H24ZM50 50V49H49ZM53 50V49H52ZM88 50H90V51H92L91 49H88ZM100 50V49H99ZM102 50H100V51H102ZM106 50V51H107ZM120 50H121V52H120ZM31 51H32V49H31ZM57 51V50H56ZM80 51V52H79ZM84 51V50H83ZM106 51H104V53H106ZM162 51H164L165 52V55H167V56H164V57H162V60H163V58H164V60H163V62H159L160 60V54H164V52H162ZM197 51H198V48H197ZM196 51V52H197ZM205 51V50H204ZM218 51V52H217ZM226 51V52H227ZM243 51H244V48H243ZM256 51V50H255ZM254 51V52H255ZM13 52V51H12ZM37 52V51H36ZM65 52V51H64ZM94 52V51H93ZM93 52H92V54H93ZM96 52V51H95ZM207 52H209V51H207ZM212 52V51H211ZM227 53V55H231L230 53ZM233 52V51H232ZM245 52H243V53H245ZM29 53V52H28ZM70 53V54H71ZM96 53H99V51L98 52H96ZM101 53V52H100ZM121 53V54H120ZM124 53V52H123ZM167 53V54H166ZM222 52H219V56H220V54H221ZM243 53H241V54H243ZM26 54V53H25ZM83 55V56H81L80 57V55ZM103 54V53H102ZM107 54H109V53H107ZM106 54V55H107ZM202 53H200V55H201ZM212 54V53H211ZM210 54V55H211ZM214 54V53H213ZM224 54V53H223ZM251 54V53H250ZM258 54V53H257ZM3 55V54H2ZM11 55V54H10ZM16 55V54H15ZM43 55V54H42ZM58 55V54H57ZM88 55V54H87ZM100 55V54H99ZM98 55V56H99ZM119 55H120V57H119ZM199 55V54H198ZM199 55V56H200ZM215 55V54H214ZM213 55V57H215ZM217 55V56H218ZM232 55H234V52H233V54ZM244 55V54H243ZM8 56V55H7ZM17 56V55H16ZM24 56V55H23ZM27 56V55H26ZM71 56V55H70ZM69 56V57H70ZM85 56V57H84ZM88 56H92L91 54L90 55H88ZM97 55L95 56L96 58L98 57ZM102 56V55H101ZM205 56V55H204ZM206 56H208V54H206ZM219 56H218V58H219ZM225 56V55H224ZM250 56V55H249ZM256 56V55H255ZM38 57V56H37ZM61 57H62V55H61ZM67 57V56H66ZM197 57V55L195 56V58ZM211 57V58H210ZM210 57H207L206 59H208V60H211V61H208V63H207V61H206V63L207 64H204L203 62V64L205 65V66H201V65H199V66H201V68H200V70H198L199 72H197L198 73V75L196 74V71H197V69H196V71H195V73L193 72L192 74H195V79H193L194 81H196V84L194 85V84H192V86L194 85L195 86V88H194V86H193V89H192V87H191V89L192 90H194L195 91V94L194 93H192L191 94V96L192 97H190L191 99L189 100L188 99V101H187V104L189 105V104H193L195 107L196 106H198L199 107V105H200V102H204V100L206 99V98H208L209 99V96H211L214 92H215V89H217L219 86H221V85H223L225 82H224V79H225V77H226V75H227V72H228V67H229V69H230V63L232 64V61L231 60H229L230 58H231V56L229 57V58H227V56H225L226 57V59H228V60H226V62H224V63H222L221 61H225V60H221L220 62L221 63H217V59L215 58H213L212 57V55L210 56ZM3 58V57H2ZM18 58V57H17ZM45 58V57H44ZM103 58H101V61L103 60ZM124 58H123V60H124ZM201 58V57H200ZM205 58V57H204ZM210 58V59H209ZM242 58V57H241ZM48 59V58H47ZM69 59V58H68ZM67 59V60H68ZM85 59V60H86ZM222 59V58H221ZM244 59V58H243ZM10 60V59H9ZM19 60V59H18ZM31 60V59H30ZM34 60V59H33ZM36 60V59H35ZM90 60H92V59H90ZM97 60H98V58H97ZM97 60H96V62H97ZM161 60V61H162ZM198 60V59H197ZM40 61V60H39ZM99 61V60H98ZM130 61V62H129ZM185 61V62H186ZM195 61V60H194ZM231 61V62H230ZM10 62V61H9ZM72 62V63H73ZM89 62V61H88ZM87 61H86V66H91L94 70L96 69V68H94L93 66L94 65H96V64H88L87 65V63H88ZM91 62H94V61H91ZM100 62V61H99ZM127 62H124V66H125V63H127ZM180 62V63H181ZM199 62V61H198ZM230 62V63H229ZM235 62V61H234ZM233 62V63H234ZM248 62V61H247ZM16 63V62H15ZM20 63V62H19ZM30 63V62H29ZM43 63V62H42ZM71 63V64H72ZM159 63V64H158ZM174 63H176V64H174ZM238 63V62H237ZM244 63V62H243ZM1 64V63H0ZM8 64V63H7ZM40 64V63H39ZM46 64V63H45ZM52 64V63H51ZM83 65L85 64V62L84 63H82ZM100 64V65H101ZM161 64V65H160ZM184 64V63H183ZM182 63H181V66L183 65ZM198 64V63H197ZM3 65V64H2ZM19 65V64H18ZM41 65V64H40ZM65 65V64H64ZM70 65V64H69ZM73 65V64H72ZM97 65H98V63H97ZM96 65V66H97ZM159 65H160V67H159ZM179 65V64H178ZM247 65V64H246ZM257 65H259V64H257ZM26 66V65H25ZM38 66V65H37ZM56 66V65H55ZM74 66V65H73ZM95 66V67H96ZM117 66H120V67H118L119 68V70H120V72L119 73H116V69H117ZM123 66V67H124ZM199 66H197V67H199ZM8 67V66H7ZM13 67V66H12ZM41 67H42V65H41ZM49 67V66H48ZM101 67V66H100ZM173 67V68H172ZM179 67V66H178ZM183 67H185V65L183 66ZM240 67V66H239ZM238 67V68H239ZM244 67V66H243ZM252 67H253V65H252ZM36 68V67H35ZM82 68H84L83 66H82ZM82 68H81V70L79 71L78 70V73L79 72H81V71H83L84 72V70H82ZM97 68H99L98 66H97ZM103 68V67H102ZM172 68V69H171ZM258 68V67H257ZM3 69V68H2ZM124 69V68H123ZM165 69V70H164ZM168 69V70H167ZM191 69H193V70H191ZM46 70H48V69H46ZM72 70V69H71ZM90 70V68L89 69H87V71H89ZM92 70V69H91ZM91 70H90V72H91ZM97 70V69H96ZM103 69H101V70H99L100 71V73L101 72H103L102 71ZM118 70V71H119ZM179 70H183V69H180L179 68ZM179 70H177L178 72H179ZM216 70L218 71L217 72V74H215L213 77H212V75L210 76V78H212L211 79V82H210V84L208 83H206L208 86H206L205 88H203V86H202V82H203V80H205V78L208 76V75H210L211 74V72H216ZM236 70V69H235ZM3 71V70H2ZM7 71V70H6ZM32 71V70H31ZM62 71V70H61ZM93 71V70H92ZM104 71V72H105ZM162 71V74L164 73ZM184 71V70H183ZM185 71V73H187ZM188 71V72H189ZM10 72V71H9ZM38 72V71H37ZM85 72H86V70H85ZM84 72V73H85ZM90 72H88V74L89 75H91L93 72H91V74H90ZM99 73L98 71H94V73ZM172 72H174V71H172ZM181 72V71H180ZM8 73V72H7ZM53 73V72H52ZM73 73V72H72ZM77 73V72H76ZM77 73V74H78ZM167 73V72H166ZM166 73H164V74H166ZM171 73V72H170ZM175 73H176V70H175ZM51 74V73H50ZM81 74V73H80ZM86 74H87V72H86ZM97 74H96V76H97ZM101 74H103V73H101ZM177 74V73H176ZM181 74V73H180ZM188 74V73H187ZM191 73L190 74H188V76H187V80L186 81H188V77H189V75H190V77L191 76H194V75H192ZM214 74V73H213ZM28 75V74H27ZM53 75V74H52ZM60 75H61V73H60ZM74 75H75V72H74ZM83 75V74H82ZM172 75H173V73H172ZM18 76V75H17ZM66 76V75H65ZM85 74L82 76V78L79 80V88H78V86H77V92L75 93L76 94V97L78 98V100H76L77 101V103L76 104H74L75 105V109H74V111H72V112H74V116L72 115V119H73V121H71L72 123H74L73 125L75 126L74 128H78V129H83L84 130V123H86V120H90L91 119V115H92V112L90 111V109L89 108H87V106H89V96H90V92H91V87L93 86L94 87V83H90V82H92V79H91V77L93 76H95L94 74H92L90 77H87V76H85ZM95 76V77H96ZM103 76V75H102ZM165 76V75H164ZM163 76V77H164ZM177 76H180V75H178L177 74ZM182 76V75H181ZM197 76V77H196ZM15 77V76H14ZM21 77V76H20ZM42 77H44V75L42 76ZM71 77V76H70ZM95 77H94V79H95ZM99 77V76H98ZM110 78L111 79V81L113 80V81H115L114 80V78ZM118 77V76H117ZM122 77V76H121ZM122 77V78H123ZM133 77V81H130V79ZM161 77V78H160ZM15 78H17V77H15ZM79 78H80V75H79ZM87 78H90V79H88L87 80ZM168 78V77H167ZM170 78V77H169ZM176 78V77H175ZM179 78H182V77H179ZM178 78V79H179ZM208 78H209V76H208ZM239 78V77H238ZM7 79V78H6ZM10 79V78H9ZM18 79V78H17ZM43 79V78H42ZM41 79V80H42ZM73 79H75V78H73ZM97 79V78H96ZM98 79H101V78H98ZM97 79V80H98ZM103 79V80H104ZM110 79H108V80H110ZM118 79V78H117ZM207 79V78H206ZM264 79V78H263ZM22 80V79H21ZM44 80V79H43ZM47 80V79H46ZM52 80V79H51ZM71 80V79H70ZM77 80V79H76ZM90 80V81H89ZM210 80V79H209ZM37 81V80H36ZM73 81V80H72ZM100 81V80H99ZM98 81V82H99ZM105 81H107V80H104V82ZM111 81L109 82L108 81V83L107 84H109V83H111ZM119 81V80H118ZM168 81V80H167ZM180 81H181V79H180ZM237 81H238V79H237ZM246 81V80H245ZM74 82V81H73ZM72 82V83H73ZM95 82V81H94ZM103 82V83H104ZM166 82V81H165ZM164 82V83H165ZM189 82H191L190 80H189ZM206 82V81H205ZM227 82V81H226ZM253 82V81H252ZM263 82V81H262ZM32 83V82H31ZM39 83V82H38ZM91 85H90V84ZM96 83V82H95ZM122 83H120L121 85H122ZM193 83H195V82H193ZM229 83H232V82H229ZM12 84V83H11ZM45 84V83H44ZM78 84V80H77V82H76V84H75V86L74 87H76V85ZM93 84V85H92ZM106 84V85H107ZM115 84V83H114ZM169 84V83H168ZM177 84V83H176ZM253 84V83H252ZM22 85V84H21ZM27 85V84H26ZM25 85V86H26ZM33 85V84H32ZM35 85V84H34ZM42 85V84H41ZM73 85V84H72ZM104 85V84H103ZM103 85H101V86H103ZM166 85H167V83H166ZM185 86L183 87V89L186 87H189L188 85L186 86V84H184ZM16 86V85H15ZM37 86V85H36ZM89 86H91V87H89ZM98 86V85H97ZM96 86V87H97ZM100 86V85H99ZM98 86V87H99ZM108 86V85H107ZM110 86H111V84H110ZM169 86V85H168ZM252 86V85H251ZM22 87V86H21ZM27 87V86H26ZM47 88H49L48 87V85L46 86ZM97 87V88H98ZM103 87H106V86H103ZM231 87H232V85H231ZM264 87V86H263ZM1 88V87H0ZM6 88V87H5ZM9 88V87H8ZM41 88V87H40ZM46 88V89H47ZM96 88V89H97ZM102 88V87H101ZM170 88V87H169ZM173 88V87H172ZM185 88V90H187ZM33 89H34V87H33ZM43 89V88H42ZM71 89V88H70ZM74 89V88H73ZM73 89H72V91H73ZM93 89V88H92ZM179 89V88H178ZM177 89V90H178ZM2 90V89H1ZM10 90V89H9ZM17 90V89H16ZM38 90V89H37ZM41 90V89H40ZM65 90H67V89H65ZM107 90V89H106ZM109 90H110V88H109ZM170 90V89H169ZM182 90V89H181ZM249 90V89H248ZM62 91V90H61ZM60 91V92H61ZM125 91V90H124ZM183 91V90H182ZM15 92V91H14ZM43 92V91H42ZM52 92V91H51ZM68 92V91H67ZM107 92H108V90H107ZM120 92H122V91H120ZM125 92V93H126ZM185 92V91H184ZM188 92H189V90H188ZM222 92V91H221ZM236 92V91H235ZM255 92V91H254ZM8 93V92H7ZM59 93V92H58ZM57 93V95H59ZM74 93L72 92V94L74 95ZM115 93V92H114ZM117 93V92H116ZM179 93V92H178ZM219 93V92H218ZM228 93V92H227ZM241 93V92H240ZM259 93V92H258ZM262 93V92H261ZM40 94V93H39ZM53 94V93H52ZM62 94H65V92L64 93H62ZM70 94H71V91H70ZM99 94V93H98ZM184 94V93H183ZM217 94V93H216ZM233 94V93H232ZM231 94V95H232ZM255 94V93H254ZM20 95H21V93H20ZM66 95V94H65ZM93 95V94H92ZM111 95V94H110ZM235 95H237V94H235ZM239 95V94H238ZM257 95V94H256ZM41 96H42V94H41ZM53 96H55L56 97V94L54 95L53 94ZM62 96V95H61ZM72 96V95H71ZM70 96V97H71ZM96 96H98V95H96ZM100 96V95H99ZM224 96V95H223ZM240 96V95H239ZM246 96V95H245ZM14 97V96H13ZM39 97V96H38ZM47 97H48V95H47ZM59 96H57L56 97V99L58 98ZM67 97H68V95H67ZM75 97V95L72 97V98H74ZM185 97V96H184ZM217 97V96H216ZM258 97V96H257ZM261 97V96H260ZM46 98V97H45ZM44 98V99H45ZM95 98V97H94ZM102 98V97H101ZM121 98V97H120ZM168 98V97H167ZM170 98V97H169ZM215 98V97H214ZM222 98V97H221ZM240 98V97H239ZM3 99H5V98H3ZM21 99V98H20ZM34 99V98H33ZM48 99V98H47ZM52 99V98H51ZM63 99V98H62ZM67 99V98H66ZM250 99V98H249ZM257 99V98H256ZM59 100H61V99H59ZM68 100H70V99H68ZM120 101H121V99H119ZM166 100V99H165ZM172 100V99H171ZM174 100V99H173ZM185 100H187V98L185 99ZM210 100V99H209ZM208 100V101H209ZM217 100V99H216ZM215 100V101H216ZM230 100V99H229ZM237 100V99H236ZM51 101H55V98H54V100H51ZM58 100H56V102H57ZM67 101V100H66ZM75 101V102H76ZM166 101H168V100H166ZM28 102V101H27ZM55 102V103H56ZM71 102H72V100H71ZM100 102V101H99ZM217 102H218V100H217ZM216 102V103H217ZM220 102V101H219ZM229 102V101H228ZM238 102V101H237ZM48 103V102H47ZM58 103V102H57ZM55 104V108H57L56 106L57 105H59V103L58 104ZM69 103V101L67 102V104ZM120 103V102H119ZM199 103V105H197ZM223 103V102H222ZM236 103V102H235ZM246 103V102H245ZM8 104V103H7ZM52 104V103H51ZM88 104V105H87ZM94 104V103H93ZM166 104H169V103H166ZM259 104V103H258ZM31 105V104H30ZM29 105V106H30ZM100 105V104H99ZM121 105H123V104H121ZM163 105H164V103H163ZM193 105L192 106H188V107H193ZM224 105V104H223ZM7 106V105H6ZM54 106V103H53V105H52V107ZM64 106V105H63ZM68 106V105H67ZM72 106V105H71ZM70 106V107H71ZM93 106V105H92ZM101 106V105H100ZM99 106V107H100ZM168 106V105H167ZM167 106L165 107V108H167ZM182 106V105H181ZM212 106H213V104H212ZM252 106H254V105H252ZM259 106V105H258ZM5 107V106H4ZM38 107V106H37ZM51 107V106H50ZM51 107V108H52ZM59 107H61V112H60V109H59V111H57L58 110V108ZM56 110H54V108H53V112H54V114H56L55 115V120H56V125H57V123H58V126H57V129H55L56 130V132H58L57 130H59L58 128H60V126H61V121H63V119H62V117L60 116V114H62V106H59ZM65 107V106H64ZM69 107V108H70ZM89 107H91V106H89ZM116 107L114 108L115 109V111H116ZM161 107H159V108H161ZM170 107H171V105H170ZM170 107H169V109H170ZM202 107V106H201ZM220 107V106H219ZM232 107V106H231ZM29 108V107H28ZM107 108V107H106ZM124 108V107H123ZM164 108V109H165ZM183 108V107H182ZM194 108V107H193ZM203 108V107H202ZM221 108V107H220ZM223 108V107H222ZM235 108H236V106H235ZM2 109V108H1ZM31 109V108H30ZM72 109V110H73ZM94 109V108H93ZM105 109V108H104ZM152 109V110H151ZM154 109V110H153ZM162 109H163V107H162ZM163 109V110H164ZM168 109V108H167ZM199 109V108H198ZM204 109V108H203ZM207 109V108H206ZM229 109V108H228ZM244 109V108H243ZM252 109V108H251ZM20 110V109H19ZM40 110V109H39ZM65 110H66V108H65ZM67 110H68V108H67ZM92 110V109H91ZM106 110V109H105ZM111 110V109H110ZM193 110V109H192ZM108 111V110H107ZM152 111H153V113H152ZM175 111V110H174ZM183 111V110H182ZM195 111V110H194ZM218 111V110H217ZM232 111H234V110H232ZM255 111H256V108H255ZM5 112V111H4ZM14 112H15V110H14ZM36 112V111H35ZM58 112H60V113H58ZM97 112H101V111H98L97 110ZM106 112V111H105ZM111 112V111H110ZM162 112H165V111H162ZM162 112L160 113L161 115H162ZM166 112H167V110H166ZM191 112H193V111H191ZM200 112V111H199ZM210 112V111H209ZM223 112V111H222ZM254 112V111H253ZM10 113V112H9ZM17 113V112H16ZM103 113V112H102ZM101 113V114H102ZM114 113V112H113ZM116 113V112H115ZM115 113L113 114V116H116L115 115ZM141 113H143V114H145V116H143V117H145V118H150L148 121L150 122V120L152 121V128L154 129V132L156 133V131L159 133H161V135H160V139L159 140H155V142L156 141H158V144L156 145V147H154V145L152 144V141L150 140V137H149V140L151 141V145H150V147H151V151H152V145H153V149H154V151H152V155L151 156H149L148 155V158L146 157V160L144 161L143 160V158H142V160H141V157H142V155L144 154V153H142V151L143 150H141V146L144 144V147L142 148V149H144L145 148V146H148L147 145V143H149V140L146 138V136H147V130L151 127V124L145 119V118H143V117H141L142 119H144L145 120V123L147 124V122H148V124H149V126H148V129H147V127H145V126H142V124L144 123H139L140 125H138V123L137 122H140V121H136V120H141L142 121V119L141 118H138V119H135L136 117H138V114H139V117L142 115ZM195 113V112H194ZM194 113H191V114H194ZM198 113V112H197ZM218 113V112H217ZM232 113V112H231ZM238 113V112H237ZM2 114V113H1ZM7 114V113H6ZM36 114V113H35ZM51 114H53V113H51ZM59 114V115H58ZM100 114V113H99ZM104 114V113H103ZM102 114V115H103ZM108 114V113H107ZM112 114V113H111ZM110 114V115H111ZM165 114V113H164ZM165 114V115H166ZM190 114V113H189ZM203 114V113H202ZM223 114V113H222ZM242 114V113H241ZM245 114V113H244ZM4 115V114H3ZM63 115V114H62ZM96 115V114H95ZM98 115V114H97ZM96 115V116H97ZM165 115H164V118H166L165 117ZM199 115V114H198ZM210 115V114H209ZM213 115V114H212ZM212 115H211V117H212ZM240 115V114H239ZM7 116V115H6ZM37 116H39V115H37ZM60 116V117H59ZM157 116V115H156ZM194 116V115H193ZM196 116V115H195ZM229 116H231V115H229ZM5 117V116H4ZM16 117V116H15ZM24 117V119H25V116H23ZM44 117V116H43ZM105 117H107L106 115H105ZM112 117V116H111ZM197 117V116H196ZM195 117V118H196ZM210 117V118H211ZM221 117V116H220ZM233 117V116H232ZM256 117V116H255ZM41 118V117H40ZM52 118V117H51ZM102 118H104V117H102ZM162 120H161V119ZM191 118V117H190ZM203 118V117H202ZM10 119V118H9ZM16 119V118H15ZM50 119V118H49ZM49 119H47V120H49ZM62 119V120H61ZM64 119L66 120V118H65V116H64ZM94 119V118H93ZM116 119V118H115ZM176 119H178V118H176ZM180 119H182V118H180ZM206 119V118H205ZM220 119V118H219ZM34 120H35V118H34ZM39 120V119H38ZM70 120V119H69ZM100 120V119H99ZM113 120V119H112ZM119 119H118V117H117V121H118ZM143 120V121H144ZM165 120V121H164ZM183 120V119H182ZM186 120V119H185ZM184 120V121H185ZM192 120V119H191ZM7 121V120H6ZM36 121H37V119H36ZM187 121V120H186ZM196 121V120H195ZM24 122V121H23ZM64 122V121H63ZM62 122V123H63ZM95 122V121H94ZM111 122V121H110ZM114 122V121H113ZM213 122V121H212ZM218 122V121H217ZM6 123V122H5ZM21 123V122H20ZM49 122H47V124H48ZM51 123H52V121H51ZM64 123H66V122H64ZM69 123V122H68ZM89 122L87 121V124H88ZM98 123V122H97ZM117 123H119V122H117ZM116 122H115V124L116 125H120V123L119 124H117ZM144 123V124H145ZM176 123H178V122H176ZM40 124V123H39ZM90 124H91V122H90ZM93 124V123H92ZM101 124V123H100ZM123 124H121L122 126H123ZM181 124V123H180ZM194 124V123H193ZM17 125V124H16ZM25 125V124H24ZM31 125V124H30ZM45 125V124H44ZM49 125H51L50 123H49ZM93 125H96V124H93ZM93 125H92V127H93ZM120 125V126H121ZM187 125H189V124H187ZM191 125V124H190ZM205 125V124H204ZM0 126H2L1 124H0ZM22 126V125H21ZM70 126H72L71 125V123H70ZM89 126V125H88ZM175 126H176V124H175ZM3 127V126H2ZM12 127V126H11ZM23 127V126H22ZM48 127V126H47ZM54 127V126H53ZM92 127H90V128H92ZM98 127V126H97ZM118 127V126H117ZM172 127V128H171ZM200 127V126H199ZM26 128V127H25ZM38 128V127H37ZM44 128V127H43ZM89 128V129H90ZM96 127H94V129H95ZM108 128V127H107ZM119 128V127H118ZM143 128H146L147 130H143ZM184 128V127H183ZM1 129V128H0ZM36 129V128H35ZM67 129V128H66ZM71 129V128H70ZM86 129L88 130V128L86 127ZM194 129V128H193ZM14 130V129H13ZM40 130V129H39ZM49 130V129H48ZM51 130V129H50ZM63 130V129H62ZM92 131H93V133H95L96 132V130L94 131L93 130V128L91 129ZM104 130V129H103ZM105 130H106V128H105ZM122 130H120V129H118V131H120L121 133L123 132ZM126 130V131H125ZM198 130V129H197ZM204 130V129H203ZM4 131V130H3ZM10 131V130H9ZM17 131V130H16ZM47 131V130H46ZM54 131V130H53ZM61 131V128H60V130H59V132ZM66 131V130H65ZM72 131H74L73 130V127H72ZM85 131V130H84ZM83 131V132H84ZM110 131V130H109ZM150 132H153V130L150 128V130H149ZM172 131H175V130H171V132ZM187 131V130H186ZM0 132H2L1 130H0ZM41 132H42V130H41ZM51 132V131H50ZM55 132V133H56ZM78 132V131H77ZM90 131H88L87 133H89ZM100 132V131H99ZM106 132H108V131H106ZM171 132H170V134H171ZM189 132V131H188ZM196 132V131H195ZM9 133V132H8ZM21 133V132H20ZM44 133V132H43ZM72 133V132H71ZM93 133H91L92 135H94ZM105 133V132H104ZM159 133V134H160ZM174 133V132H173ZM176 133V132H175ZM174 133V134H175ZM34 134V133H33ZM58 134V133H57ZM57 134H55V136L57 135ZM61 134V133H60ZM60 134H58V135H60ZM73 134V133H72ZM82 134V133H81ZM80 134V135H81ZM149 134V133H148ZM150 134H154V133H150ZM181 134V133H180ZM194 134V133H193ZM198 134H199V132H198ZM201 134V133H200ZM199 134V135H200ZM12 135H13V132H12ZM22 135V134H21ZM23 135H24V133H23ZM51 135H52V132H51ZM66 135H67V133H66ZM87 135V134H86ZM95 135H96V133H95ZM94 135V136H95ZM120 135H123L124 136V133H122V134H120ZM119 135V136H120ZM158 135V134H157ZM172 135V134H171ZM171 135H169L170 137H171ZM189 135V134H188ZM203 135V134H202ZM34 136V135H33ZM43 136V135H42ZM54 136V135H53ZM54 136V137H55ZM61 136V135H60ZM73 136V135H72ZM92 137V138H95V137ZM126 136V135H125ZM124 136V137H125ZM149 136H151V135H149ZM154 136V135H153ZM223 136V135H222ZM15 137V136H14ZM38 137V136H37ZM62 137H63V134H62ZM66 137H68V136H66ZM91 137V136H90ZM100 137V136H99ZM127 137V136H126ZM148 137V136H147ZM198 137V136H197ZM221 137V136H220ZM8 138V137H7ZM27 138V137H26ZM45 138V137H44ZM59 138V137H58ZM152 138V137H151ZM154 138V137H153ZM159 138V137H158ZM168 138V137H167ZM166 138V139H167ZM182 138V137H181ZM229 138V137H228ZM71 139V138H70ZM91 139V138H90ZM125 139V138H124ZM165 139V140H166ZM169 139V138H168ZM13 140V139H12ZM30 140V139H29ZM28 140V141H29ZM61 140V139H60ZM126 140V139H125ZM227 140V139H226ZM257 140V139H256ZM26 141V140H25ZM35 141V140H34ZM73 141V140H72ZM75 141V140H74ZM96 141V140H95ZM199 141V140H198ZM230 141V140H229ZM11 142V141H10ZM18 142V141H17ZM16 142V143H17ZM31 142V141H30ZM41 142V141H40ZM39 142V143H40ZM67 142V141H66ZM124 142H126V141H124ZM165 142V141H164ZM225 142V141H224ZM25 143H27V142H25ZM54 143V142H53ZM77 143V142H76ZM89 143V142H88ZM154 143V142H153ZM178 143H179V141H178ZM30 144V143H29ZM92 144V143H91ZM115 144V143H114ZM126 144V143H125ZM146 144V145H145ZM167 144V143H166ZM226 144V143H225ZM1 145H3V144H1ZM10 145V144H9ZM50 145H51V143H50ZM74 145V144H73ZM95 145V144H94ZM224 145V144H223ZM5 146V145H4ZM12 146V145H11ZM33 146V145H32ZM91 146V145H90ZM126 146H127V148H126ZM14 147V146H13ZM45 147V146H44ZM49 147V146H48ZM149 147V146H148ZM149 147V148H150ZM263 147V146H262ZM262 147H261V149H262ZM3 148V147H2ZM1 148V149H2ZM26 148V147H25ZM96 148V147H95ZM163 148V147H162ZM37 149V148H36ZM54 149V148H53ZM72 149V148H71ZM76 149V148H75ZM119 149V148H118ZM123 149V150H124ZM252 149V148H251ZM260 149V150H261ZM13 150V149H12ZM11 150V151H12ZM145 150V149H144ZM147 151L149 150L148 148L146 149ZM250 150V149H249ZM61 151V150H60ZM118 151H120V150H118ZM1 152V151H0ZM6 152V151H5ZM22 152V151H21ZM23 152H24V149H23ZM29 152V151H28ZM84 152V151H83ZM104 152V151H103ZM144 152V151H143ZM194 152V151H193ZM254 152V151H253ZM252 152V153H253ZM256 152V151H255ZM45 153V152H44ZM43 153V154H44ZM86 153V152H85ZM93 153V152H92ZM159 153V152H158ZM206 153V152H205ZM211 153V152H210ZM4 154V153H3ZM11 154V153H10ZM14 154V153H13ZM18 154V153H17ZM79 154V153H78ZM81 154V153H80ZM94 154V153H93ZM147 154V153H146ZM245 154H246V152H245ZM261 154V153H260ZM36 155V154H35ZM173 155V154H172ZM193 155V154H192ZM199 155V154H198ZM200 155H202V154H200ZM213 155V154H212ZM2 156V155H1ZM26 156V155H25ZM44 156V155H43ZM204 156V155H203ZM207 156V155H206ZM261 156V155H260ZM38 157V156H37ZM48 157V156H47ZM65 157V156H64ZM119 157H120V155H119ZM183 157V156H182ZM200 157V156H199ZM50 158V157H49ZM66 158V157H65ZM167 158V157H166ZM170 158V157H169ZM258 158V157H257ZM260 158V157H259ZM0 159H1V157H0ZM6 159H7V157H6ZM21 159V158H20ZM48 159V158H47ZM119 159V158H118ZM144 159H145V157H144ZM160 159H161V157H160ZM165 159V158H164ZM164 159H163V161H164ZM177 159V158H176ZM183 159V158H182ZM203 159V158H202ZM244 159V158H243ZM253 159V158H252ZM254 159H256V157L254 158ZM261 159V158H260ZM3 160V159H2ZM104 160V159H103ZM142 162H141V161ZM180 160V159H179ZM262 160H263V158H262ZM4 161V160H3ZM6 161V160H5ZM23 161V160H22ZM30 161V160H29ZM40 161H41V159H40ZM65 161V160H64ZM118 161V160H117ZM166 161H168V160H166ZM175 161V160H174ZM195 161V160H194ZM241 161V160H240ZM12 162V161H11ZM49 162V161H48ZM60 162H63V160L62 161H60ZM59 161H57V164H59L60 163ZM67 162V161H66ZM103 162V161H102ZM112 162H113V160H112ZM141 162V163H140ZM144 162V163H143ZM201 162V161H200ZM9 163V162H8ZM53 163V162H52ZM55 161H54V165H55ZM101 163V162H100ZM107 163V162H106ZM143 163V164H142ZM160 163V162H159ZM165 163V162H164ZM163 163V164H164ZM175 163V162H174ZM250 163V162H249ZM249 163L246 165L248 168H250L251 169V171L252 172H254V173H256V172H258L259 171V169H260V166L262 167V162L260 163H258V162H256L257 164L256 165H252L251 163H253V162H251L250 164L251 165H249ZM264 163V162H263ZM114 164V163H113ZM157 164V165H156ZM172 164V163H171ZM178 164V163H177ZM193 164H196V163H193ZM23 165V164H22ZM26 165V164H25ZM60 165V164H59ZM63 165V164H62ZM65 165V164H64ZM63 165V166H64ZM97 165V164H96ZM188 165V164H187ZM13 166V165H12ZM17 166V165H16ZM55 166H57V165H55ZM67 166V165H66ZM64 167V168H67V167ZM100 166V165H99ZM120 166V167H119ZM162 166H165V164L164 165H162ZM173 166V165H172ZM175 166V165H174ZM181 166V165H180ZM243 166H244V164H243ZM25 167V166H24ZM54 167V166H53ZM61 167V166H60ZM102 167V166H101ZM104 167V166H103ZM102 167V168H103ZM116 167V166H115ZM246 167V168H247ZM17 168V167H16ZM46 168V167H45ZM63 167H61V168H58V166H57V169H58V171L60 172V174H61V176H64V175H62V171H61V169H62ZM114 168V167H113ZM177 168V167H176ZM189 168V167H188ZM237 168V167H236ZM44 169V168H43ZM51 169V168H50ZM57 169H56V167H55V169L54 170H56L57 171ZM73 169V168H72ZM92 169V168H91ZM109 169H111V168H109ZM190 169V168H189ZM249 169V170H250ZM63 170V169H62ZM66 170V169H65ZM64 170V171H65ZM70 170V169H69ZM93 170V169H92ZM91 170V171H92ZM101 170V169H100ZM119 170V171H118ZM154 170V171H155ZM11 171V170H10ZM93 171H95V170H93ZM97 171V170H96ZM105 171V170H104ZM103 171V172H104ZM159 171V170H158ZM157 171V172H158ZM189 171H191V170H189ZM240 171H241V169H240ZM244 171V170H243ZM247 171V170H246ZM6 172V171H5ZM72 172V171H71ZM99 172V171H98ZM111 172V171H110ZM156 172V171H155ZM157 172H156V174H157ZM249 172V171H248ZM251 172V173H252ZM260 172V171H259ZM7 173V172H6ZM15 173V172H14ZM68 173V172H67ZM253 173V174H254ZM261 173V172H260ZM5 174V173H4ZM60 174L58 173V175L60 176ZM90 174V173H89ZM99 174V173H98ZM103 174V173H102ZM149 174V176H151V178H150V180L152 181H150V180H148L149 178V176H147ZM152 174H153V171H152ZM193 174V173H192ZM236 174V173H235ZM257 174V173H256ZM262 174V173H261ZM1 175V174H0ZM47 175V174H46ZM57 175V174H56ZM56 175H55V177H56ZM70 175L72 176L73 174L72 173H70ZM157 175H159V173L157 174ZM157 175H155V176H157ZM160 175H161V172H160ZM179 175V174H178ZM244 175V174H243ZM3 176V175H2ZM10 176V175H9ZM8 176V177H9ZM59 176H57V177H59ZM65 176H68V174L66 175L65 174ZM71 176H68V178H66V179H68L69 180V177H71ZM79 176H80V174H79ZM102 176H104V175H102ZM153 176H154V174H153ZM162 176V175H161ZM181 176V175H180ZM120 177V176H119ZM159 177V176H158ZM158 177H157V179H158ZM238 177V176H237ZM248 177H250V176H248ZM254 177V176H253ZM26 178V177H25ZM37 178V177H36ZM63 178V177H62ZM65 178V177H64ZM72 178V177H71ZM97 178V177H96ZM102 178V177H101ZM160 178V177H159ZM170 178V177H169ZM172 178V177H171ZM245 178V177H244ZM30 179V178H29ZM28 179V180H29ZM35 179V178H34ZM61 179V178H60ZM86 179V178H85ZM104 179V178H103ZM187 179V178H186ZM240 179V178H239ZM253 179V178H252ZM259 179V178H258ZM57 180H59V178L58 179H54V181H56L57 182ZM62 180V179H61ZM61 180H59V181H61ZM80 180V179H79ZM83 180V179H82ZM94 180V179H93ZM122 180V179H121ZM153 180H156V178H153ZM160 180V179H159ZM176 180H178V178L176 179ZM182 180H183V178H182ZM182 180H180V181H182ZM260 180V179H259ZM6 181V180H5ZM53 181V183L54 184H56V182H54ZM58 181V182H59ZM67 181V180H66ZM66 181H64V183H62L63 185L65 184L66 185ZM77 181V180H76ZM75 181V182H76ZM84 181V180H83ZM91 181V180H90ZM122 181H124V179L122 180ZM175 181V180H174ZM184 181H185V179H184ZM255 181V180H254ZM263 181V180H262ZM18 182V181H17ZM22 182V181H21ZM49 182V181H48ZM58 182H57V184H58ZM61 182H63V181H61ZM69 182V181H68ZM67 182V183H68ZM84 182H86V181H84ZM150 182L153 184V185H151L150 184ZM229 182H230V180H229ZM260 182V181H259ZM6 183V182H5ZM80 183V182H79ZM82 183V182H81ZM155 183V184H154ZM177 183V182H176ZM237 183V182H236ZM23 184V183H22ZM56 184V185H57ZM59 184H60V182H59ZM61 184V185H62ZM69 184H71L70 182L68 183V187H71V186H69ZM75 184V183H74ZM85 184V183H84ZM90 184V183H89ZM162 184V183H161ZM185 184V183H184ZM229 184V183H228ZM12 185H14L13 183H12ZM27 185V184H26ZM62 185V186H63ZM64 185V186H65ZM80 185H82V184H80ZM87 185V184H86ZM99 185V184H98ZM102 185V182H100V186ZM163 185V184H162ZM161 185V186H162ZM239 185V184H238ZM15 186V185H14ZM51 186H52V184H51ZM63 186V187H64ZM89 186V185H88ZM152 186H154L156 189L154 190V187H152ZM7 187V186H6ZM5 187V188H6ZM12 187V186H11ZM17 187H19V186H17ZM53 187V186H52ZM58 188L60 187L59 185L57 186ZM67 187V186H66ZM89 187V188H90ZM102 187V186H101ZM180 187V186H179ZM229 187V186H228ZM262 187V186H261ZM261 187H259V189L261 188ZM13 188V187H12ZM21 188V187H20ZM26 188V187H25ZM57 188V189H58ZM162 189L164 188V186L163 187H161ZM221 188V187H220ZM263 188V187H262ZM19 189V188H18ZM54 189V188H53ZM55 189H56V187H55ZM66 189V188H65ZM97 189H99V190H101L102 192V199H101V202H100V204H99V206H97L98 208H96V211H94L95 209L93 208L92 210H93V212H90V210H91V207H93V200L95 199L94 198V196L96 197V193H97ZM165 189V188H164ZM235 189V188H234ZM245 189V188H244ZM25 190V189H24ZM27 190V189H26ZM42 190V189H41ZM50 190V189H49ZM59 190V189H58ZM60 190H62V188H60ZM69 190V189H68ZM161 190V189H160ZM169 190V189H168ZM23 191V190H22ZM74 191V190H73ZM174 191V190H173ZM248 191V190H247ZM60 192V191H59ZM62 192V191H61ZM163 192V191H162ZM27 193V192H26ZM25 193V194H26ZM48 193V192H47ZM56 193V192H55ZM70 193V192H69ZM75 193V192H74ZM80 193V192H79ZM98 193H100V192H98ZM160 193H161V191H160ZM170 193V192H169ZM244 193V192H243ZM250 193V192H249ZM1 194V193H0ZM29 194V193H28ZM62 194V193H61ZM60 194V195H61ZM164 194V193H163ZM218 194H219V192H218ZM232 194V193H231ZM251 194V193H250ZM256 194V193H255ZM263 194V193H262ZM21 195H23V194H21ZM57 195V194H56ZM69 195V194H68ZM79 195V194H78ZM160 195V194H159ZM158 195V196H159ZM253 195V194H252ZM260 195H261V193H260ZM26 196V195H25ZM47 196V195H46ZM54 196H55V194H54ZM72 196V195H71ZM165 196V195H164ZM215 196V195H214ZM218 196V195H217ZM221 196V195H220ZM235 196V195H234ZM233 196V197H234ZM254 196V195H253ZM259 196V195H258ZM257 196V197H258ZM9 197V196H8ZM30 197V196H29ZM28 197V198H29ZM43 197V196H42ZM155 197H157V196H155ZM227 197H229V195L227 196ZM237 197V196H236ZM255 197V196H254ZM253 197V198H254ZM1 198V197H0ZM16 198V197H15ZM22 198V197H21ZM54 198V197H53ZM58 198V197H57ZM215 198V197H214ZM222 198V197H221ZM8 199V198H7ZM39 199V198H38ZM41 199V198H40ZM43 199V198H42ZM48 199V198H47ZM55 199H56V197H55ZM54 199V201H53V199H51V197H50V200H49V202L50 201H53V204H54V202L56 201V203H58L57 202V200H55ZM59 199V198H58ZM84 199V198H83ZM35 200H37V199H35ZM61 200V199H60ZM66 200V199H65ZM64 200V202H67V200L65 201ZM163 200H164V198H163ZM228 200V199H227ZM234 200V199H233ZM2 201V200H1ZM14 201V200H13ZM21 201V200H20ZM19 201V202H20ZM42 201V200H41ZM47 201V200H46ZM63 201V200H62ZM61 201V202H62ZM95 201V200H94ZM170 201V200H169ZM222 201L223 200H221L220 198H216V201L213 203V205H212V208H211V210H210V212H208L207 213V215H205L206 217H204V219L203 220H201L200 219V221H202V223H203V225L205 226V225H207L208 227H209V225H212V223L214 222V220H215V217H213L214 215L213 214H215V216H216V213H214V212H219V211H215L216 209H218L220 206H221V204H222ZM9 202V201H8ZM43 202H44V200H43ZM43 202H41V203H43ZM49 202H47V203H49ZM63 202V204H65ZM153 202V201H152ZM172 202V201H171ZM175 202V201H174ZM180 202V201H179ZM238 202V201H237ZM14 203V202H13ZM45 204H47L46 202H44ZM43 203V204H44ZM56 203L54 204V205H56ZM159 203V202H158ZM167 203V202H166ZM246 203H248V202H246ZM253 203V202H252ZM2 204H3V202H2ZM21 204V203H20ZM42 204V205H43ZM44 204V205H45ZM51 204H52V202H51ZM53 204L51 205V208H52V206H53ZM236 204V203H235ZM241 204V203H240ZM242 204H243V202H242ZM18 205H19V203H18ZM26 205V204H25ZM61 205V204H60ZM59 205V203H58V205H57V209H58V206H60ZM70 205V204H69ZM174 205V204H173ZM177 205V204H176ZM250 205V204H249ZM255 205V204H254ZM24 206V205H23ZM46 206V205H45ZM47 206H49V209L47 208ZM45 208H44V210H43V224L41 223L40 225H42L41 227H39L40 228V230H37L38 232H36L37 233V237H36V242H35V248H34V254L32 255V258H31V261H30V263L31 264H53V263H55V262H53L54 260H55V258H54V256H53V258H54V260H53V258H52V254H55L54 253V250H55V252H56V255L57 256H59L58 255V250H60V246H59V241H61L60 239H62L63 238V234H65L64 233V229L61 227V225H62V220H63V216H62V212L61 211H59V209L61 208V207H63V206H60L59 207V209H58V211H57V209L55 210L54 209V207H53V209L54 210H52V211H50V204L49 205H47ZM148 206H149V208H148ZM183 206V205H182ZM223 206V205H222ZM233 206H235V205H233ZM18 207V206H17ZM20 207H21V205H20ZM29 207V206H28ZM37 207V206H36ZM39 207H41V206H39ZM65 207H67V206H65ZM69 207V206H68ZM75 207V206H74ZM85 207V208H84ZM152 207H154V206H152ZM167 207V206H166ZM177 207V206H176ZM237 207V206H236ZM253 207V206H252ZM15 208V207H14ZM43 208H41V209H43ZM254 208V207H253ZM10 209V208H9ZM22 209V208H21ZM151 209H154V208H151ZM210 209V208H209ZM220 209V208H219ZM234 209V208H233ZM241 209V208H240ZM15 210V209H14ZM61 210V209H60ZM62 210H63V208H62ZM74 210V209H73ZM91 210V211H92ZM164 210V209H163ZM162 209L160 210H158L159 212L160 211H163ZM169 210V209H168ZM238 210V209H237ZM176 211V210H175ZM174 211V212H175ZM240 211V210H239ZM246 211V210H245ZM261 211V212H260ZM259 211V218H257L256 217V215L258 216V214H256L255 215V217H253V215H252V217H253V219L254 218H256L257 219V221H258V219H259V221H260V219H261V221L264 219V206H263V209L262 210H260ZM11 212H12V210H11ZM40 212V218H41V211H39ZM66 212V211H65ZM81 212V213H82ZM90 212V213H89ZM159 212H157V213H159ZM207 212V211H206ZM247 212V211H246ZM82 213V214H83ZM156 212L154 213L155 215L157 214ZM166 213V212H165ZM180 213H182V212H180ZM220 213V212H219ZM233 213V212H232ZM13 214V213H12ZM16 214V213H15ZM15 214H14V216H15ZM37 214H39L38 212H37ZM149 214H152V212L150 213L149 212ZM160 215L162 214V213H159ZM175 214V213H174ZM224 214V213H223ZM229 214V213H228ZM4 215V214H3ZM147 215V216H146ZM153 215V214H152ZM163 215V214H162ZM161 215V216H162ZM243 215V214H242ZM34 216V215H33ZM77 216V215H76ZM81 216V215H80ZM79 216V217H80ZM154 216V215H153ZM152 216V217H153ZM158 216V215H157ZM156 216V218H158ZM164 216V215H163ZM180 216V215H179ZM223 216V215H222ZM235 216V215H234ZM30 217V216H29ZM150 217V216H149ZM202 217V216H201ZM221 217V216H220ZM227 217V216H226ZM251 216H250V218H252ZM82 218V217H81ZM87 218V217H86ZM89 218V217H88ZM87 218V219H88ZM89 218V219H90ZM151 218V217H150ZM150 218H149V220H150ZM162 219H163V217H161ZM239 218V217H238ZM39 219V218H38ZM151 219H153V218H151ZM177 219V218H176ZM228 219V218H227ZM234 219V218H233ZM236 219V218H235ZM247 219V218H246ZM3 220V219H2ZM42 220V219H41ZM79 220V219H78ZM82 220V219H81ZM154 221L156 220L155 218L153 219ZM153 220L151 221V222H153ZM222 220H223V218H222ZM5 221V220H4ZM14 221V220H13ZM24 221V220H23ZM39 221V220H38ZM147 222H148V219L146 220ZM179 221V220H178ZM182 221H183V219H182ZM218 221H220V220H218ZM244 221V220H243ZM257 221H256V224H257ZM258 221V222H259ZM260 221V222H261ZM10 222V221H9ZM41 222V221H40ZM79 222V221H78ZM240 222V221H239ZM252 221L249 219V220H247L242 226H243V229H244V227H248L250 224H252L251 223ZM12 223V222H11ZM22 223V222H21ZM65 223V222H64ZM149 223V222H148ZM176 223V222H175ZM178 223V222H177ZM215 223V222H214ZM219 223V222H218ZM218 223H217V225H218ZM225 223V222H224ZM235 223V222H234ZM16 224V223H15ZM66 224V223H65ZM88 224V223H87ZM159 224V223H158ZM17 225V224H16ZM15 225V226H16ZM26 225V224H25ZM148 225H150V223L148 224ZM175 225V224H174ZM181 225V224H180ZM179 225V226H180ZM196 225H197V223H196ZM201 225V224H200ZM203 225H201V226H203ZM258 225V224H257ZM12 226V225H11ZM63 226V225H62ZM151 226V225H150ZM207 226H205V227H199L198 229H204V228H206L207 229V231H205L204 230V232H202L203 231V229H202V231H198V232H196V231H194L195 233L194 234H192V236H190L189 238H187L186 239V237L185 238H183L184 240H181V241H183L182 242V244H181V246H180V244H179V247L178 248H174V256H173V258H171V259H173V261H168V262H171L170 264H183V262H184V264H185V261H183V257H185L186 255H184L183 256V254L184 253H186V250L189 248V247H191L193 244H195L196 242L198 243V241L199 242H204L205 240H207V238H208V234H211V233H208L209 231H208V229L210 230V228H208ZM215 226H216V224H215ZM214 226V227H215ZM231 226V225H230ZM75 227V226H74ZM178 227V226H177ZM241 227V226H240ZM249 227H251V226H249ZM253 227V226H252ZM251 227V228H252ZM3 228V227H2ZM63 230H62V229ZM68 228V227H67ZM211 228H212V226H211ZM227 228V227H226ZM238 228H239V226H238ZM259 228H260V226H259ZM52 229H53V231H52ZM77 229V228H76ZM75 229V230H76ZM84 229H85V227H84ZM140 229V230H139ZM219 229V228H218ZM236 229V228H235ZM242 229V230H243ZM247 229V228H246ZM245 229V230H246ZM249 230H251L250 228H248ZM247 229V230H248ZM5 230V229H4ZM22 230V229H21ZM61 230H62V232H63V234H62V232H61ZM74 230V229H73ZM75 230H74V232H72V233H77L78 232V229H77V231L75 232ZM139 230V231H138ZM248 230V231H249ZM144 231H146V230H144ZM143 231V232H144ZM170 231V230H169ZM174 231V230H173ZM177 231V230H176ZM220 231V230H219ZM241 231V230H240ZM244 231V230H243ZM242 231V232H243ZM263 231V230H262ZM67 232V231H66ZM148 232V231H147ZM151 232V231H150ZM163 232V231H162ZM181 232V231H180ZM232 232V231H231ZM247 232V231H246ZM72 233H71V237H76V234H74V235H72ZM81 233V232H80ZM142 233V232H141ZM157 233H158V231H157ZM164 233V232H163ZM172 233V232H171ZM183 233V232H182ZM181 233V234H182ZM224 233V232H223ZM237 233V232H236ZM2 234V233H1ZM25 234V233H24ZM149 234V233H148ZM27 235H28V233H27ZM83 235V234H82ZM150 235V234H149ZM259 235V234H258ZM35 236L36 235H34V239H35ZM62 236V237H61ZM66 236V235H65ZM142 236V235H141ZM148 236V235H147ZM185 236V235H184ZM245 236V235H244ZM69 237V236H68ZM71 237H70V240H71ZM83 237V236H82ZM181 237H183L182 235H181ZM6 238V237H5ZM33 238V237H32ZM178 238V237H177ZM179 238H180V236H179ZM64 239V238H63ZM76 241H78V238L76 237ZM135 239V240H134ZM139 239V238H138ZM141 240H139V241H142V238H140ZM144 239V238H143ZM180 239H182V238H180ZM217 239V238H216ZM220 239V238H219ZM32 240V239H31ZM66 240V239H65ZM67 240H69V239H67ZM73 240H74V238H73ZM201 240V241H200ZM144 241V240H143ZM142 241V243H144ZM8 242H10V241H8ZM12 242V241H11ZM57 242H59V243H57ZM208 242V241H207ZM5 243V242H4ZM34 243V242H33ZM179 243H181V242H179ZM209 243V242H208ZM6 244V243H5ZM29 244V243H28ZM32 244V243H31ZM133 244H136V245H138L137 243H133ZM140 244H141V242H140ZM178 244V243H177ZM2 245V244H1ZM4 245V244H3ZM67 245V244H66ZM71 245V246H70ZM143 245V244H142ZM8 246V245H7ZM20 246V245H19ZM24 246V245H23ZM26 246H28V245H26ZM30 246V245H29ZM63 246H65V245H63ZM199 246V245H198ZM197 246V247H198ZM236 246V245H235ZM12 247V246H11ZM176 247H177V245H176ZM4 248V247H3ZM2 248V249H3ZM145 248V247H144ZM19 249V248H18ZM143 249V248H142ZM141 249V250H142ZM209 249H211V248H209ZM233 249V248H232ZM264 249V248H263ZM29 250H30V248H29ZM31 250H33V249H31ZM65 250V249H64ZM134 250V251H133ZM176 250V251H175ZM189 250V249H188ZM201 250V249H200ZM50 251H53V252H51L52 254H48V253H50ZM67 251V250H66ZM160 251V250H159ZM196 251V250H195ZM2 252V251H1ZM23 252V251H22ZM28 252V251H27ZM30 252V251H29ZM189 252V251H188ZM140 253V252H139ZM196 253H197V251H196ZM195 253V254H196ZM47 254L48 255H50L49 257L50 258H52V260L47 256ZM61 254V255H62ZM191 254V253H190ZM16 255V254H15ZM24 255V254H23ZM141 255H143V254H141ZM188 255V254H187ZM13 256V255H12ZM56 256V257H57ZM16 257H18V256H16ZM28 257V256H27ZM47 257V258H46ZM132 257H134V256H132ZM249 257V256H248ZM60 258V260L62 259L61 258V256L59 257ZM147 259V258H146ZM170 259V260H171ZM243 259V258H242ZM26 260V259H25ZM186 260V259H185ZM1 261V260H0ZM9 261V260H8ZM27 261V260H26ZM57 261H58V259H57ZM204 261V260H203ZM10 262V261H9ZM59 262V261H58ZM61 262V261H60ZM144 262V261H143ZM224 262V261H223ZM63 263V262H62ZM167 263V262H166ZM60 264V263H59ZM133 264V263H132ZM140 264H143L142 262L140 263ZM169 264V263H168ZM202 264H204V263H202Z\"/></svg>",
    "mask_w": 264,
    "mask_h": 264
}]
</instances>
